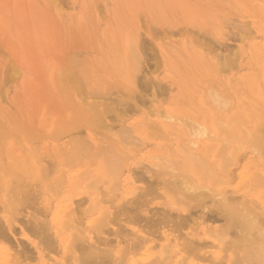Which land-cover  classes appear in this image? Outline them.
Segmentation results:
<instances>
[{
  "label": "rangeland",
  "instance_id": "1",
  "mask_svg": "<svg viewBox=\"0 0 264 264\" xmlns=\"http://www.w3.org/2000/svg\"><path fill=\"white\" fill-rule=\"evenodd\" d=\"M55 1H54V3H51L52 0H0V79H2L0 81L1 82L0 86H2V88H3V89L0 88V90H1L0 91L1 92L0 93V119L2 120V118L4 117L2 122L0 120V167L1 166L3 167V169H1V168L0 169L3 171L6 170L5 175H4V172L0 170L1 171L0 172V175H1L0 180H3V183H2V181H0V190H1L0 191V206L2 204V206L0 207V211L2 212L4 210L3 213L0 212V222L6 223V224L0 223V235H2V236H0V264H18V263L24 264V262L20 259L22 256L24 257V258H22L23 260L25 258H27L26 256H29L28 259L30 258V256L32 257V259L30 258L31 260L29 259L31 263H29L28 259L27 260L25 259L24 260L25 264H78V262H80L81 259H78L79 261L76 260L77 258H80V256L78 257L77 253L80 251L78 254L81 255V253H82L81 250L83 249V246L85 248L87 245H89L88 243H85V240H83L84 242H82L81 240L83 238H81V237H84L85 239L88 238L89 240H87V242H89L90 245H91V242L94 243L99 239L100 241H98L94 244H95V246L99 245L97 247H101L100 249L102 251H104L102 248L105 247V246H103L104 243L102 244V242H105L108 244V245L106 244V247H109V248L111 247L112 250L114 249L113 251H111L113 253H111L109 251L111 253V255L113 254L112 258H114V259L111 260L112 259L111 256H109L110 258H106L107 260L109 259L108 260L109 263L107 262V260L103 259L102 257L100 258L103 260L104 263L106 261L105 264H130V263L131 264H140V263L141 264H150V263L151 264H153V263L154 264H157V263L160 264V262L165 257V255L168 257H165L164 258L165 260H163L164 262L162 261L161 264H178L179 262H180L179 264H182L183 263V257H186L185 260L187 259L186 261H184L183 264H208V262L210 264H215V262L217 264H219L220 262H221L220 264H222L223 262H225L224 264H233V263L235 264V255H234L235 252H234V250H232V248L228 244L236 236H235L233 231L230 232L229 236L230 237L232 236L231 238L230 237L228 238L225 236V238H227L228 242L226 241V239H224V237H221V235L223 234V231L225 230V227H226L225 224L226 223H225L224 219L222 218L223 217L222 212L219 210L218 203L216 202V200L209 198V197H205L206 199H204V201H205V202H203L204 204H202V202L199 204V203L193 202V201H191L190 203L188 202V204H185V203H182V201L181 202L178 201L176 199V197L174 198V195L172 194V192L169 191L170 188L165 187L166 185L164 186V182L166 179H168L166 181H170V178H168V175H166L167 173H163V172L161 173L160 172V174L157 175L158 174L157 172L160 171V169L158 170L159 167L157 165H162V163H161L162 161H160V159H159L160 157L158 159H155L154 157H151V156L159 155V156H161V158H163V156L165 158V157L169 156V154L170 155L171 154L177 155L180 152L179 146L181 145V143L184 140H186V138L187 139L189 138L190 130L188 131L189 126L187 127V125L190 124L189 123L190 121H191V123L199 122V123H205L207 125H213L216 122L227 123V125H229V124L232 125L234 127L233 129L237 130V128H239L238 130L240 132L237 130L238 132H236V133H238L239 135H242V136H243L244 132L246 133L247 136L248 135L251 136V134H253V132L256 130L264 132V130L262 129L263 128L262 126H264V121H263L264 120V56H263L264 55V48H262V47H264V0H179V2L177 0H175L176 2L174 0H165V2H164V0H160V1H158V0H94V1L93 0H68V1L67 0H62V1L57 0L58 2L57 1L55 2ZM63 1H64V3H62ZM152 2H154V3H152ZM55 3H57L58 7ZM184 3H187V4H184ZM148 4H150L151 6ZM59 5H62V6H59ZM185 5H187V6H185ZM67 6H69V9ZM154 6L156 9L158 8L156 11L157 12L160 11L159 13H156L155 9H153ZM127 7H128V9H127ZM168 7H169V9H168ZM187 7H189L190 9H188ZM191 8H192V10L195 9L194 10L195 12L190 11ZM246 8H247V10H246ZM161 9L164 12L161 11ZM185 10L187 12H184ZM201 10L203 12H201ZM198 11L200 12L199 15L198 14L195 15V13H198ZM215 11H219L220 14L219 13L217 14V12H216V14L219 15L220 19L223 17L220 22L216 21L217 16L215 17L213 14V13H215ZM148 12H151V15ZM189 12H192V14ZM208 12L210 15H207ZM249 12H251L253 14H251ZM186 13H188V14H186ZM100 14L105 15V16H101ZM152 14H153V16H152ZM134 15H135V17H134ZM151 16L153 19L151 18ZM204 16L206 19L204 18ZM146 17H147V19H146ZM157 17H160V18H157ZM165 17H167V18H165ZM195 17H198V18L200 17V18L199 19L197 18L195 20ZM138 18H140L141 20ZM173 18H175V19H173ZM201 18H203L205 21H203V19H201ZM219 18H218V20H219ZM227 18H229L231 20H229ZM232 18H234V19H232ZM115 19H117V20L115 21ZM185 19H186V22H185ZM151 20H153V21L156 20L157 22H151L150 23ZM163 20H164V22H162ZM213 20L215 22H212ZM223 20L225 21L226 24L222 23V22H224ZM140 21H143L144 23L140 22ZM191 21H192V23H193V21L196 23V26H197L196 29L197 30H195V25L193 26V24H195V23L192 24ZM146 22H147V24L150 23V26L145 25ZM211 22L213 25L211 24ZM229 22H231V24ZM120 23H121L122 27L120 26ZM123 23L125 25H123ZM154 23H155V25H154ZM158 23H159V25H158ZM190 24L193 26V28H191L189 26ZM206 24H207V26H206ZM221 24H223L224 26H222ZM227 24H228V28H226ZM200 25H202V26H200ZM238 25L241 28L243 26H244V28H246L248 26L249 28H247V29L248 30L251 29L252 31H250V30L248 31L246 29L248 31V33L246 35H248V36H244L245 35L244 32L246 33L247 31L243 32L244 28L241 29ZM129 26H131V27H129ZM140 26H141V28H140ZM159 26H162V29L165 28L166 26L167 27L169 26V29L166 27V29H163V30H167V32L163 31L162 29L159 31V29L161 28V27L159 28ZM231 26L233 28H231ZM236 26H238V28ZM144 27H145V29H144ZM180 27H182V28H180ZM229 27L231 29H229ZM170 28L174 29V31L175 32L177 31V32L175 33ZM188 28L190 30H188ZM180 29L183 30L182 33L185 32L186 34L184 33L182 35V33L180 32ZM198 29L201 30L200 33L197 32ZM236 29H238V30H236ZM140 30H142V31H140ZM170 30H171V33L168 34V32H170ZM178 30H179L181 36H179L180 34L178 35ZM186 30H188V31H186ZM240 30H241V32H240ZM191 31H193V32H191ZM236 31H237V33H236ZM137 32L139 34H141V37H138L139 34ZM162 32H164V34H165L164 36H162L163 35ZM221 32H222V34H220ZM228 32L231 33V35H229V39L227 36L230 33H228ZM112 33L114 34L113 36H112ZM172 33H173V35H176V36H173ZM193 33H194V35H193ZM205 33H206V38H204ZM226 33H228L227 36H226ZM234 33L239 35L241 38H239V36H237L236 34L235 35L237 37L234 36L233 35ZM250 33H252V34L249 35ZM130 34H131V36H129ZM142 34L144 36H142ZM156 35H157V37H156ZM197 36H198V40H200V41L197 40V38H196ZM230 36L233 37L232 40L234 41V43L231 40ZM121 37H122V39H121ZM136 37H138L137 38L138 40H140L142 38L141 39L142 42L136 41L137 40ZM146 37L149 40L148 44H147V38ZM128 38H129V40L130 39L131 40L129 41ZM207 38H208L209 42L207 41ZM236 38H237V40H236ZM242 39H243V41H242ZM143 40L146 41L145 44H143V42H144ZM202 40H204V41H202ZM210 40H211V42H210ZM235 40L237 43L235 42ZM106 41H107V43H106ZM111 41L113 42V44ZM127 41L129 42V45H127ZM131 41L134 44V46L136 44L137 45L135 47L132 46L133 48L130 47L131 49H129V46H131V44H132ZM215 41L217 44L214 43ZM218 41L221 42V44ZM139 42L141 43V46L145 47L147 45L146 47H148V48L145 47V49L142 50V48H144V47L141 48ZM202 42H204V45H205V43H206V45H208L210 43L211 45L210 44H209L210 46L208 45L210 47V48L208 47V49H210V50H208L206 48L207 47L206 45H205V47L202 46L203 45ZM138 43H139V45H138ZM223 43H225V45H222ZM216 45L218 46L219 49L216 48L217 47ZM226 46H229V47H226ZM234 46H235V48H234ZM258 46L259 47L261 46V49ZM136 47H137L139 53L136 50ZM139 47L141 49H139ZM214 47H215V50H214ZM110 48L112 51L110 50ZM133 49L136 50L137 54L139 55V58L142 61V63H140V64H142L145 67V69L143 71H145L147 73L146 76H148V78L153 77V79H151L150 81L145 78V76H144L145 72H139L140 70L138 71V69L130 68L133 63H136V62H133L132 64H130L131 60H133L135 57L133 59H131V57H132L131 55L133 54V52L131 51L132 53H130V51H128V50H133ZM222 49H223V51H222ZM227 49H230V51H228ZM216 50H217V52H218V50H219V52L221 51L220 54H221L222 58L216 52ZM238 50H241V51H238ZM144 51L146 52V54ZM209 51H212V52L210 53ZM154 52H155V54H154ZM156 52L158 53V55L156 54ZM229 52L230 53L232 52V53L230 54ZM237 52L239 55L235 54ZM70 53L72 56L70 55ZM129 53H130L131 57L129 55H127ZM260 53L263 55H261ZM224 54H225L226 58H224V56H223ZM226 54H228V55H226ZM69 55L71 57H69ZM232 55H234V56H232ZM54 56H56V57H54ZM65 56H67L68 59ZM126 56H129L130 58L127 57V59H126ZM238 56H240V57H238ZM57 57H58V59H57ZM73 57H74V59H72ZM75 57H77V58H75ZM80 57H84L85 60H83V58H80ZM237 57H238V61H237V59H235ZM258 57L261 58L260 61H259ZM156 58H157V60H156ZM4 59H6V60H4ZM76 59H78V60H76ZM129 59H130V61H129ZM217 59H220V60H217ZM233 59L236 60L237 63L234 62ZM69 60H70V62H69ZM71 60H72V63H71ZM137 60H138V58H137ZM232 60H233V62H232ZM149 61L151 62V65H150ZM153 61H154V63H153ZM127 62H129V63H127ZM147 62H149V63H147ZM220 62H221V64H220ZM59 63H61L60 65L62 67L59 65L61 68L58 66ZM223 63H230V65L223 64ZM64 64H65L64 68H66V70L62 71ZM206 64H208V65H206ZM224 65H228V66L223 67ZM66 66H69V67L71 66L77 72H75L74 70H71L72 69L71 67H70L71 68L70 69L69 67H66ZM82 66L84 68H87L88 69L87 71H89V72H87L86 69L83 72ZM132 66H134V65H132ZM12 67H13V69H12ZM151 67L152 68L154 67V68L152 69ZM181 67L183 69H185L186 72L184 70H182ZM204 67L206 69H208L209 72ZM18 68L20 70H18ZM79 68H81V70ZM220 68H222L223 70L222 69L219 70ZM57 69L59 70L58 72H57ZM146 69H147V71H146ZM65 71L68 72L67 74H69V76H66ZM111 71H112V74H111ZM132 71L134 74L132 73ZM134 71H138L140 74L139 75L137 74L138 76H135L136 72H134ZM152 71H155V72H152ZM61 72H62V74H61ZM151 72H152V74H151ZM56 73H57V75H56ZM70 73H74L73 75H74V77L75 76L76 77L75 78L72 77L73 78L72 79L70 77ZM79 73H80V75H79ZM84 73L87 75V79H88V81H90V84H88L89 82L86 81V79H85L86 77L84 76L85 75ZM88 73L91 74L92 76L89 75ZM130 73H132L131 76H130ZM53 75H56L58 78L61 77L63 79L57 78L55 80L56 76H53ZM65 76L68 77V81H66ZM79 76H81V77H79ZM89 76H91L93 79H91V77H89ZM140 76H142V77H140ZM196 76L198 77V80H197ZM69 77L72 79V82H71V79H69ZM103 77H104V79H102ZM130 77H132L133 79L135 77H138V78H136L137 80L135 79L137 81V82L135 81V83L137 84V85L135 84V86H137V88L139 87L141 89V93L139 91L140 89L139 90L136 89V87L134 86V81ZM143 77H144L145 82L143 80ZM230 78L232 81L229 80ZM74 79H76V80H74ZM130 79H131V82H130ZM138 79H140V80L138 81ZM208 79H209V83H211L212 80L214 81V82L212 81V83H213V84H211L212 87H211V85L209 86ZM57 80H59L57 85H60L59 86L60 91L58 90V86L56 85ZM62 80L65 83H62ZM73 80H74V83H73ZM83 80H85V81H83ZM101 80H102V82H101ZM199 80H203V82H200ZM217 80L219 83L216 82ZM2 81L3 82L5 81V82L3 83ZM132 81H133V86L137 91L136 94L140 93L142 96H140V94L135 95L134 94L135 92H133V94L135 96H133L132 94H130L129 96H126V93L128 90L135 91V90H133V88H131V87H133V86H131ZM230 82H231V84H230ZM9 83H11V86ZM145 83H148V84L152 83V84H149V85L146 84L145 85ZM216 83H217V85L218 84L219 85L217 86ZM251 83H253V84H251ZM5 84H8V85L5 86ZM61 84H63L64 86L66 85V87L61 86ZM72 84H74L75 86L74 85L72 86ZM111 84H113L112 88L114 87V89H112V90H111ZM82 85H84V86L82 87ZM88 85H91V87ZM107 85L110 87L109 92L107 89L109 87ZM155 85L159 86L161 89L159 87H158L159 89L156 88ZM220 85H222V87ZM115 86H118V88L123 89L124 91L123 90L120 91V89H118V88L116 89ZM128 86H130V88ZM144 86L145 87L149 86V87H148V89H146L147 87L145 88ZM151 86H153V87H151ZM206 86H207V89H206ZM216 86L219 87L218 90H220V91L217 90ZM223 86L226 88H229L230 90L224 88ZM61 87H63L65 90L61 89ZM36 88L38 91L36 90ZM211 88H215L218 92H221L223 90L224 95L226 94L225 96L229 97V98L227 97L230 100L229 107H227L228 110H226L227 108L223 109L225 111L224 112L222 109H219L220 110V113H219V110L212 105V103L210 102V100L208 98V92H209V89H211ZM223 88L226 89L227 91H229L228 95L226 93L227 91H225ZM106 89H107V91H106ZM155 89H157V90H155ZM89 90H90V92H89ZM115 90H118V91H115ZM159 90L160 91L165 90V91L163 93V92H160ZM75 91H77L78 94L80 93V95H78ZM96 91H98L99 94L98 93L95 94ZM132 91H129V92L132 93ZM155 91H156V93H155ZM38 92L40 93L39 94L40 96H37ZM60 92H61V94H60ZM85 92H87L88 94H86ZM116 92L117 93L121 92V94L122 95L124 94V95L122 96L119 93H118L119 94L118 95ZM129 92L127 93V95L129 94ZM161 93L164 95H161ZM57 94L59 96L60 95L62 96V94L65 96V94H66L67 97H65V98L63 96L59 97ZM89 94H91L93 98L91 96H89ZM102 94H104V95L102 96ZM83 96H86V97H83ZM88 96H89V98H88ZM97 96H98V98H97ZM124 96H126L127 99H125ZM157 96H159V97L157 98ZM40 97L42 100L40 99ZM74 97H76V98L73 99ZM99 97H101V98L99 99ZM152 97H154V98H152ZM61 98H64V99L70 98L71 100L73 99L76 102V104L78 103L81 105V107H79L77 105L78 109L79 108H81V110L85 109V113H77L78 109L72 100L69 102L70 103L73 102L74 105L73 104H71V105L74 106V108L76 107L75 108L76 111L74 110L75 111V113H74L73 111L68 109L69 107H66V106H71V105L68 104L65 106L63 103L66 100H64V99L62 100ZM94 98H96V100ZM128 98H129V100H128ZM132 98H133V100H132ZM68 100L69 99H67V101ZM120 100H122V101H120ZM124 100H125V102H124ZM134 100L136 102L137 101L140 102L141 103V104H139L140 106L138 105V103H136L138 106L137 107L134 103L135 102ZM146 100L148 102H146ZM204 100L207 103H205ZM67 101H66V103H67ZM90 101L95 102V103H97V102L99 103V101H100V103L103 102V103H101L102 105L99 104V106H96V107H99L100 111L103 109V112H105L104 113L105 115L103 118H105V116L107 118L103 119L104 122H102L101 125L104 124L105 121L107 120L106 124L102 125L101 127L99 124L98 125L99 127L98 126L93 127L94 129H92V126H91V128H86L88 126L87 123H85L87 126L85 124H81V125L86 126V127L84 126V128H83V126L78 127V125L75 124V127L77 126L76 128H79V129H74L76 132L74 130L71 131L73 129L72 128L73 124H72V125H70V126H72L71 127L72 129L70 131L72 133L74 132V133H76V134L78 133V134L75 135L74 133L72 134L70 132L69 135L72 134V136H73L72 138H74V137L76 138V139H73L74 142L76 140L75 143H79L81 140L85 141V139H86L88 143L90 142L94 145V146H91V148H94V147L96 148V145L99 144V141H100V140L99 141L97 140L98 141V143H97V141H96V139H94V137L100 139V137L104 136L106 133L107 134L105 136L106 138H112V139L114 138L113 139L114 141H112V142H114L113 143L114 146L111 145V142H110V146L111 147L113 146L116 149L120 148L121 150L120 149L119 150L117 149V150L119 151V153H121V155L123 157L125 154H127V155H125L126 162L124 161L125 164H122L125 168H122L123 170L120 173L121 174L119 176L120 178L116 179V181L113 180V177L109 178L105 175V165L104 164L106 162L103 159L104 155L101 153L98 154V152H96L97 156H95L96 155L95 149L91 150L92 152H90L92 157L91 156L89 157L87 154H85L86 152L84 153L83 152L84 150H82V152H83V155L81 153V156L83 157V159L81 157L82 161H80V159H78L77 156L74 157V155L75 154L77 155V153H75L73 151V149H72L73 155H70L71 147L73 145L75 146V143H73V141L70 142V140L72 138L70 140H68L69 136L67 137L68 134L66 133L67 132L66 130H65V132H64V130H63V132H60V130H58L60 133H58V131H56V134H54V137H53L56 139L50 140L51 135L53 136V133H51V131L53 132L55 130L54 127H56V129H60V127L63 128L60 125L63 122L60 123V120L58 121V118H60L61 115L65 113L66 110H64V109H68V111H66L67 113H65L68 116L64 117V119L60 118L61 121L68 120L69 115L71 118H74V117H76L75 114H77V117H84V118H85V116L88 115V119L87 118L86 119L89 121L90 113L87 114L88 112H86V111L92 110V107L94 104V103H91L92 104L91 105L92 107H91L90 103H89V106H88L87 104ZM150 101H151V104H150ZM114 102H116V104ZM120 102H122V103H120ZM145 102L147 103L146 105L144 104ZM118 103H120V104H118ZM49 104H50V106H49ZM52 104L54 105V107L55 106L57 107V108L55 107L56 108L55 110H54V107H52L53 106ZM103 104L105 105L104 106L105 109L103 107ZM124 104L126 107L124 106ZM149 104L152 106V108ZM94 105H96V104H94ZM109 106H110V108H109ZM129 106H131V107H129ZM82 107H84V108L82 109ZM90 107H91V109H90ZM62 108H64V109H62ZM136 108H141V109H138L139 110L138 111ZM46 109H47V111H46ZM110 109L112 110V112L110 111ZM119 109H121V110H119ZM156 109H158L160 113L158 112V110L155 111ZM248 109H250L251 112ZM58 110H62V111L64 110V112H62V114L60 115L59 113H61V111H58ZM113 110H114V112H113ZM125 110H126V112H125ZM221 110H222V113H221ZM8 111H11V112L8 113ZM54 111H57L55 113L59 112L57 119H56L57 115L54 113ZM115 111L117 112V115H116ZM200 111H202V112H200ZM32 112H34V113L32 114ZM70 112H73V113H70ZM127 112L128 113L130 112L129 113L130 115ZM153 112H155L156 114H154ZM110 113L111 114L113 113V114L111 115ZM158 113L161 116L157 115ZM166 113L168 115H171V116L174 115L175 116V118L173 116L174 120H169V119L167 120L166 119V115H167ZM241 113H242V115H241ZM251 113H254V114L252 115ZM262 113H263V116L261 115ZM11 114H12V116H11ZM125 114L128 117L125 116ZM221 114H222V116H221ZM248 114L250 117L253 116V118L251 119L250 117H248ZM64 115H62V117ZM205 115L206 116L208 115L207 118ZM234 115L235 116L238 115V116L235 117ZM5 116H7V117H5ZM121 116L123 118H120ZM178 116H181V117L183 116V119L181 120V118ZM77 117H76V119H78ZM177 117L179 119L175 120ZM185 117L187 119L189 118L190 120L186 119L187 120L186 121ZM116 118L118 119V121ZM115 119L117 122L115 121ZM4 120H7V124L9 123V121H11L14 124V126L12 124L7 125L5 123L6 121H4ZM46 120H49V121H46ZM205 120H206V122H205ZM222 120L223 121L225 120V121L223 122ZM228 120H229V123H228ZM23 121L25 124L23 123ZM57 121H58V124L55 123ZM183 121L185 123V126H184V124L183 125L180 124ZM48 122L50 123V126H49ZM118 122H119V124H118ZM186 122L188 124H186ZM260 122H261V124H260ZM46 123H47V125H46ZM68 123H70V122H68ZM76 123H78V122H76ZM33 124H35L37 129L35 128V126H33ZM22 125L24 127H26V129H25V130H27L26 132L23 130L24 127H22ZM90 125H92L91 122H90ZM154 125H156V126H154ZM230 125L227 127L231 128L232 126H230ZM12 126H13V128H12ZM15 126H17V129L20 126L21 127L19 129H21V128H23V129H21V130L18 129L19 130V131L17 130V133L19 132L18 134H16V133L12 134V131H14L13 129ZM93 126H96V124H94ZM109 126H111V129L113 128L112 132H110ZM41 127L44 128V129L42 128V130H44V131L40 130ZM121 127H122V129L120 130ZM227 127H224V129H226ZM235 127H237V128H235ZM10 128H12V131L9 130ZM108 128H109V131H108ZM118 128L123 134H121V133H120L121 135L118 134L120 132L119 130H117ZM131 128H133V130ZM230 128H227V129H230ZM30 129L33 130V132H30ZM35 129L40 132V133L38 132V134H41L44 132L43 134L45 135V137H42V136L41 137L45 138V139H41L40 135L39 136L34 135L33 134L34 132H35V134H37V131ZM88 129H92L93 131L88 130ZM105 129H106V131H104ZM4 130H7L6 133ZM22 130H23V132H21ZM94 130H95V132L99 130L98 131L99 133L96 132L95 136H94ZM100 130H102L101 133H100ZM122 130L125 132H123ZM156 130H158L160 132L157 133ZM236 130H234V131H236ZM1 131H2V133H1ZM126 131L128 132V135L126 136L127 137L126 140L132 139V141H134V142H131V140H130V143H133V144L136 142L132 146L134 149L132 147H130V145H132V144H129V141H126L123 138L127 133ZM14 132H16V129ZM49 132L51 134H49ZM102 132L104 133V135L102 134ZM130 132H133V133H130ZM46 133H48V136L50 135L48 138L46 137L47 136ZM80 133H83L84 135L80 134ZM111 133H112V136H111ZM221 133L222 132H220L219 137H222ZM100 134H102V136ZM116 134H118L120 136V139L123 138V139H121V143H120L118 135H117L118 139L116 138V136H115ZM171 134H173V135H171ZM81 135H82V137H81ZM86 135H87V137H86ZM161 135H163V137H161ZM28 136L29 137L33 136V139L30 138L31 140H34L32 142L33 144L32 143L30 144L31 140L29 141V138H27ZM108 136H110V137H108ZM128 136H129V138H128ZM34 137H38V139L37 138L34 139ZM105 137H102V138H105ZM130 137H132V138H130ZM39 138L41 139V141L42 140L43 141L40 142ZM59 138H60V140H59ZM57 139H58V141H57ZM133 139H135V140H133ZM136 139L138 141L142 140V141H139L140 145L137 143L138 141ZM206 139H204L202 142H200L199 145L196 147V154L199 155V157L202 158L203 160L206 159L207 162L215 163V164H218V162H219V165H220V163H222V161H218V158H219L218 155L219 154H217V153H218L219 147L221 148L222 144H223L222 141L220 143L221 139L217 140V136H215V138H213L215 140H213L211 138L212 141H210L211 139H209V140L208 139L206 140ZM67 140H68V142H70L72 144V146H70L71 144H69V143L65 144V142ZM36 141H38L39 144ZM83 141H81V142L83 143ZM101 141H102V143L106 142L107 144L106 143L105 144L103 143V144L105 146H107L109 144L108 142L110 140H108V142H107V140L105 141V139H102ZM179 141H180V144H179ZM56 142H58L57 144H60V147L63 149L62 151L59 150V152H60L59 155L57 154V152H58L57 146H59V145H57ZM81 142H80V144H81ZM126 142H128V144ZM86 143H85V145H86ZM102 143H100L99 146H97V147H100L102 145ZM35 145H37V146H35ZM104 145H102L103 148L105 147ZM138 145H139V147H138ZM55 146H56V148L54 149ZM165 146H167V147H165ZM208 146H209V148H208ZM246 146H248V145H244L241 148V151L239 152L240 159H238V162H237L238 164L237 165L235 164V166L233 165L234 167L232 166V169L229 168V166H228L229 170H228V168L227 169L224 168V171L225 170H226V172L229 171L228 173H225L223 171L221 172V175L223 176V177L221 176L222 181L225 183V185L223 184V185H221V187H219L220 186L219 185L218 187H215L214 190L216 193V191L218 192V191H220L221 188H223L221 190H225L223 192H225V193L227 192L226 196L228 198H231V199L234 196L243 197L242 199L241 198L238 199L239 197L238 198L234 197L233 199H238L241 201H244V200L247 201L248 202L247 205L250 206L251 208H253V210H255L256 213L258 214V216L260 217V215L264 216V183H262V181L264 180V176H263L264 175V158H262V157H264V152L256 153L255 151L253 152V150H251L252 149L251 146H250V149H249V147H246ZM87 147L88 146H86V148ZM245 147H246V149H245ZM108 148H110V147H108ZM206 148H208V150H206ZM75 149H76V147H75ZM89 150L90 149H88V152H89ZM205 152H207V153H205ZM55 153H56V155H58V158L60 157L59 159L56 157ZM63 153H66L67 155H70L71 157L73 156L74 158L77 159L76 162L79 160L78 161L79 163H77L76 165L70 164L71 162H70V160L67 161L68 156L66 155V157H67L66 162L67 163L70 162L69 163L70 165L65 163V165L67 164L66 166H68L69 168L68 167L64 168L63 166H64V162H65L64 159L65 158L63 156L65 154H63ZM90 153H89V155H90ZM215 153L217 154V157H216ZM230 153L226 152L225 154L229 155ZM261 153H262V155H261ZM200 154H202V156H200ZM84 155L85 156L87 155L88 157L87 156L84 157ZM78 156H80V155L78 154ZM204 157H207V158H204ZM61 158L63 159V161H61L62 160ZM86 158H88V159L86 160ZM13 160H14V163H13ZM43 160H45V161H43ZM138 161L141 162L142 164L139 163ZM19 162H20V164H19ZM61 163H62V165H61ZM43 165H44V167H43ZM138 165H139V167H138ZM155 165H156V167H155ZM55 166H57V167H55ZM59 166H61V167H59ZM53 167H55V168L53 169ZM27 168H29L31 170L29 172L30 174L28 173L29 169H27ZM12 169L15 171L13 172ZM161 169H162V166H161ZM52 170L55 172H53ZM86 170L89 171V174H88V171L86 172ZM134 170H136V171H134ZM149 170H152V171L154 170V171L152 173V171H149ZM59 172H61V173H59ZM134 172H135V174H134ZM253 172H255V173L258 172L259 174L254 173V175H253ZM13 174H15V175H13ZM26 174H28V175H26ZM257 174H258V176L261 175L263 177L259 176V177H257L258 178V180H257V179H255L256 178L255 175H257ZM46 175H48L49 177ZM78 176H79V178H78ZM134 176H135L136 180L138 179L139 181L136 182V180L134 179ZM14 177L16 179H14ZM59 177H61V179H62V181H61L62 185H61V183L57 184L58 181H56V183H55L56 178L58 180ZM106 177H107V179H106ZM259 178L260 179L262 178V179L260 180ZM61 179L59 178V180H61ZM96 179L97 180L99 179L100 180L99 182L102 181L100 186L98 184L99 182L97 183ZM31 180H32V182H31ZM78 180L80 182H78ZM92 180H94L93 181L94 183L95 182L97 183V188H96V184H94V187L92 186L93 188L87 186L88 184L93 185V183H89V182H92ZM224 180H226L227 182ZM256 180L259 183L256 182ZM4 181H5V184H4ZM51 181H53V183ZM113 181H114V184H116V182L120 181L119 182L120 184L118 183V184L114 185L112 183ZM140 181H143V182H140ZM14 182H15L16 186H14ZM162 182H163V184H162ZM221 182H220V184H221ZM28 183H31L33 187L31 186V184H28ZM2 184L4 185V187ZM52 184H53V186H52ZM56 184L57 185L60 184L61 187L57 186V189H55ZM77 184H79V185H77ZM112 184L114 185V187ZM145 184H147V185H145ZM254 185H255V187H254ZM58 187H59V189L60 188L61 189L59 190ZM109 187L111 189H109ZM137 187H139L141 190L137 189L135 191V189ZM164 187H165V189H164ZM225 187L228 189H226ZM251 187H252V189H251ZM11 188L13 191L11 190ZM14 188L17 189V191H14L15 190ZM35 188H36V190H35ZM94 188H95V190H94ZM148 188L149 189L152 188V189H150L152 191H154V189H156L155 191H157V192L156 193L152 192ZM30 190L33 192V194ZM37 190H39V191H37ZM106 190L108 193L106 192ZM143 190H144V192H143ZM134 191H135V193H133ZM14 192H17L18 194L16 193L17 195H14L13 194ZM34 192H36V193H34ZM145 192H146V194L148 193L146 196H144ZM150 193H152V194H150ZM157 193H159L158 196H157ZM7 194L9 195V197H11V198H9L10 202L6 201V200H8V198L6 199V197L8 196ZM57 195H58V197H57ZM16 196H18L19 199ZM111 196H112V198H110ZM140 196H142V197H140ZM14 197H16V198H14ZM101 197H103V199H100ZM113 197L115 198L114 200H113ZM137 197H138V199H137ZM158 197L159 198L161 197V198L159 199ZM123 198H124V200H123ZM12 199L14 200V202L11 201ZM136 199H137L138 203L135 202ZM139 199L144 200L145 203H144V201H142L143 204L138 205L139 203L140 204L142 203V202H140ZM15 200L17 202L19 201L20 203L17 204ZM77 200H78V202H77ZM115 200H116V202H115ZM128 200H130V201L128 202ZM3 201H5V204L7 205L8 208H6ZM7 202L11 203L10 204L11 208L16 207V210L21 211V212L17 211L19 214L16 212L18 216H16L15 213L12 214L13 217L10 216L11 214L8 215V212H6V211H8V210L10 211L11 208L9 207ZM96 203H98L97 204L98 206L96 205ZM119 203H121V204H119ZM47 204H48V206L45 207ZM49 204L51 206L55 205L54 207L52 206L53 209L50 208L51 206L49 207ZM89 204H91L92 206ZM116 204H118L119 206H117ZM129 204H130V206H129ZM82 205L84 206V208H82L83 207ZM124 206H126V208L128 210L125 208L126 211H124V209L117 211V209L119 210L120 207H124ZM40 207H41V209H45L46 211L50 210L47 213H44V210H42L44 215H45L44 217H46V219H47L46 222L44 221L45 218L43 217V213H42ZM95 207L98 210H95ZM129 207L132 208L133 210L132 209L129 210ZM1 208H2V210H1ZM166 208H168V209H166ZM75 209H77L78 211H76ZM135 209H138V210H135ZM74 210H75V212H74ZM88 210H90V211L86 212ZM134 210L136 212L139 211V213L136 214L137 216L135 215L136 212ZM79 211H81L80 214H79ZM128 211H129V213H128ZM13 212H11V213H13ZM55 212H57V213L55 214ZM103 212H104V214H103ZM201 212H202V214H200ZM258 212L260 213V215ZM32 213H33V215H32ZM174 213H176V215ZM261 213H263V214H261ZM39 214H41V215H39ZM71 214H73V215H71ZM82 214H83V216L85 215L84 220H82L83 219ZM105 214H106V217L108 218V216H109V218L111 220H109V218H108L104 221V218L102 219V217H105L104 216ZM151 214H153L154 216ZM162 214L163 215L165 214V217H163ZM180 214L182 215V218H181ZM185 214L188 216H186ZM190 214H192V215H190ZM139 215L141 216V218L139 217ZM4 216L7 217V219ZM9 216H10V218H9ZM133 216H134V218H133ZM155 216H156V218H155ZM42 217L44 219H42ZM68 217H69L70 221H68V219H67ZM126 217H129V219ZM8 218L11 219L10 221H13V219H18V218L19 219H18V221L15 220L14 222H12V225H10L11 223L8 224L7 222H5L6 220L9 221ZM34 218L38 219V220H36V219L34 220L35 222L37 221V223H35V224L33 222ZM72 218H73V222H72ZM75 218L76 219L78 218L79 220L78 219L76 220ZM150 218H151L152 222L150 221ZM154 218L157 220H154ZM180 218H181V221L184 220L185 222L184 221L180 222L179 221ZM260 218H261L260 222L261 223L264 222L262 217H260ZM132 219L134 222H132ZM141 219H143V220H141ZM162 219H164V220H162ZM1 220H3V222ZM40 220H43V222H40ZM54 220H56V221H54ZM74 220L77 222L79 221L80 223L83 222V224H79V223L75 222ZM100 220H103L104 224H106L105 222H107L109 227L108 226L103 227V225H102L103 223L101 224ZM114 220L117 223H115ZM176 220H177V222L179 221V223H181V224H179L180 226L176 225V224H178L176 222ZM21 221L24 223V225H22L23 223H21ZM65 221L67 224L65 223ZM148 221H150V222H148ZM154 221H158V222L154 223ZM172 221H174V222L172 223ZM111 222H113L112 223L113 225L111 224ZM139 222L141 224H138ZM145 222L147 225L145 224ZM186 222H187V224H186ZM193 222L194 223L197 222V223L193 224ZM13 223H14V225H13ZM38 223L39 224L42 223L44 225H42V226L40 225L41 227H39ZM46 223H47V225H46ZM49 223H50V225H49ZM99 223L101 224V227H103L101 229L102 231H100V228L98 226V225H100ZM30 224H32L34 226V228ZM37 224H38V226H35ZM64 224H66V225H64ZM71 224H73V227L77 226L79 228H77V230H76V228L73 229V227H71ZM77 224H79V226ZM173 224H174V226H178L174 230H173V228H174ZM184 224H186V226ZM6 225H8V226H6ZM80 225L86 227V229L84 228L86 231L81 230L82 232H79L80 231L79 229L82 228ZM92 225H94L93 228H94V231L96 234L94 233L93 228H91ZM140 225H142V226H140ZM154 225H156V226H154ZM171 225H172V227H171ZM181 225H183V226L181 227ZM187 225H188V227H187ZM196 225H197V227H196ZM47 226H49L50 229H47L48 228ZM97 226H98L99 231L96 230L97 228L95 229V227H97ZM184 226L187 227L188 229H186ZM8 227H10L11 229H9ZM36 227H39L42 229L38 228L39 230H37ZM117 227H119V228H117ZM30 228H32V229H30ZM43 228L46 231L45 235L46 236L48 235V237H45V235L43 234L44 233ZM90 228L92 229L93 233H92V231H90L91 230ZM110 228H112V231H113L112 234H111L112 231ZM180 228L182 231L180 230ZM222 228H224V229L222 230ZM33 229H34V231H33ZM70 229H72V230H70ZM122 229H123L122 232H124V234L123 233L121 234V232L119 233L117 231V230L121 231ZM124 229H126V230H124ZM36 230H37V232L42 230L41 233L45 237L44 240H43V238L40 237V236H42V234L39 233V234H41L39 236L38 233L36 232ZM107 230H109V231H107ZM143 230L145 232H143ZM89 231H90V233H89ZM158 231L161 234H159ZM49 232L53 234V235H51V237H49L50 236ZM55 232L57 233L58 238L56 236H54ZM74 232L77 234L76 236L74 234V236L77 238L72 236ZM83 232H84V234H81ZM97 232L99 233V235H97L98 234ZM101 232H103V233H101ZM132 232H133V234H132ZM32 233H33V235H32ZM78 233H80V234H78ZM14 234L16 236L18 235V237L14 236ZM115 234H116V236H115ZM180 234H182L183 236L182 235L179 236ZM212 234H213V236H212ZM6 235H7V237L3 239V237H5ZM37 235L39 236V238L37 237ZM78 235H79V237L82 235L80 237L81 240L78 238ZM93 235H97L98 238H97V236L94 237ZM160 235L164 238V240L162 237H160ZM167 235H168V237H165ZM176 235H177V237H176ZM35 236H36V238H35ZM52 236H54V238H56V239H54ZM52 238L54 240H58V241H56V243H55V241H53ZM167 238H169L170 240H173V241L170 242V241L166 240ZM37 239H38V242H37ZM39 239H42L44 241L43 242L41 240V242H43V244L46 243L45 240H47V239H49V241L52 240L50 242L55 243V244L53 243L55 248L54 247L51 248V250L49 252L50 254L47 253L49 251V249H48L49 248L48 244H50L49 241L47 242L48 244L44 245L45 246L44 249L48 246L46 248L48 250L45 249V251H44L43 246H37L38 244L41 243ZM72 239H73V241L74 240L76 241V239H77V241L73 242ZM119 239L121 241H119ZM174 239H176V240H174ZM11 240H12V243H11ZM110 240L112 242L113 241L114 242L112 243ZM140 240H141V243H140ZM190 240H192V241H190ZM16 241H19L18 242L19 246L16 247V249L17 250L20 249L19 250L20 255H19V251L17 254L19 255L18 257H20V256L21 257L18 259L17 255H16L15 256L16 259L10 260L7 252L12 253L13 252L12 250H14V249L9 248V245L14 244V243L16 244ZM133 241L138 242L139 243L138 246H137V244L133 245L134 244ZM72 242L74 243V245H72ZM79 242H81V244ZM127 242H129V245ZM178 242L181 244V245L179 244L180 246L178 245ZM193 242H196L197 245L198 244L200 245V246L198 245V247H200V249H197V250H199L198 251L199 253L197 252V250H195L196 251V252L194 251L195 255L197 256L199 254L198 255L199 257H204V255H205V257L209 258L208 261H205V260H207V259H205V257L202 258V260L199 257H196L195 255H194V257H192L193 254H191V253L193 251L189 250L191 253L189 252L188 253L189 255L187 254V252L184 249L186 246L189 249L188 245L194 244V246H196V244ZM207 242H208V244H207ZM212 243L214 245L215 244L216 245L219 244V245L216 247ZM94 244H93V246H94ZM40 245H42V244H40ZM50 245H52V244H50ZM36 246L40 247V249L37 248ZM74 246L77 247V249L75 248L76 250L73 248ZM25 247L27 249V250L25 249L26 251H24ZM70 247H71L70 252L72 254L69 252L70 249H68ZM80 247H82V249ZM89 247H91V246H89ZM106 247H105V249H106ZM181 247H182V249H181ZM187 247H186V249H187ZM223 247H224V249H223ZM53 248H54V250H53ZM109 248H108V250H109ZM227 248H228V250H227ZM16 249H15V252H16ZM38 249L42 254L41 253L37 254ZM167 249L170 251H168ZM204 249H205V251H204ZM225 249H226L227 253H226V251H224ZM58 250L61 252H59ZM66 250L68 252H66ZM172 250H173V252H172ZM105 251H107V250H105ZM124 251H127V252H124ZM183 251L186 252V254ZM45 252H46V255H45ZM55 252H56V254H55ZM208 252H209V254H208ZM28 253L31 255H29ZM121 253L123 254V256ZM124 254L125 255L127 254V255L125 256ZM47 255H48V257H47ZM68 255L69 256L73 255L72 256L73 258L72 257L70 258L72 261L69 260ZM154 255H156L155 257L159 258L161 261L159 262V259L156 260V258H153ZM49 256L51 258H49ZM187 256H188V258H187ZM222 256H224V257H222ZM63 257H66L67 259L63 258ZM221 257L225 261H222L223 259ZM115 258H118V259H115ZM121 258H123L125 260V262L123 261V259L121 261ZM151 258H153V259H151ZM220 258L222 260H220ZM17 259H18V261H17ZM119 259H120L121 263H119ZM9 260H10V262H9ZM64 260H65V262H64ZM82 260H81V262H82ZM179 260H181V261H179ZM34 261H35V263H34ZM156 261H157V263H156ZM210 261L211 262L213 261V262L211 263Z\"/></svg>",
  "mask_w": 264,
  "mask_h": 264
},
{
  "label": "bare ground",
  "instance_id": "2",
  "mask_svg": "<svg viewBox=\"0 0 264 264\" xmlns=\"http://www.w3.org/2000/svg\"><path fill=\"white\" fill-rule=\"evenodd\" d=\"M54 1H55V0H54ZM54 1L52 0L51 3H54ZM56 1H57V0H56ZM56 1H55V2H56ZM60 1H62V0H60ZM67 1H68V0H67ZM67 1H66V2H67ZM93 1H94V0H93ZM158 1H160V0H158ZM174 1H175V0H174ZM177 1L179 2V0H177ZM57 2H58V1H57ZM66 2H65V3H66ZM164 2H165V0H164ZM166 2H167V1H166ZM175 2H176V1H175ZM183 2H184V1H183ZM235 2H236V1H235ZM62 3H64V1H63ZM94 3H95V2H94ZM130 3H131V2H130ZM146 3H147V2H146ZM152 3H154V2H152ZM55 4L57 5V3H55ZM66 4H67V3H66ZM68 4H69V3H68ZM95 4H96V3H95ZM95 4H94V5H95ZM100 4H101V3H100ZM167 4H168V3H167ZM184 4H187V3H184ZM241 4H242V3H241ZM64 5H65V4H64ZM64 5H63V6H64ZM70 5H71V4H70ZM96 5H97V4H96ZM137 5H138V4H137ZM143 5H144V4H143ZM148 5H150V4H148ZM155 5H156V4H155ZM48 6H49V5H48ZM59 6H62V5H59ZM98 6H99V5H98ZM100 6H101V5H100ZM141 6H142V5H141ZM150 6H151V5H150ZM165 6H166V5H165ZM167 6H168V5H167ZM178 6H179V5H178ZM185 6H187V5H185ZM190 6H191V5H190ZM209 6H210V5H209ZM57 7H58V5H57ZM67 7H68V9H69V6H67ZM192 7H193V6H192ZM246 7H247V6H246ZM179 8H180V7H179ZM187 8L190 9L189 7H187ZM198 8H199V7H198ZM255 8H256V7H255ZM255 8H254V9H255ZM62 9H63V8H62ZM65 9H66V8H65ZM65 9H64V10H65ZM127 9H128V7H127ZM140 9H141V8H140ZM146 9H147V8H146ZM153 9H155V11H156L158 8L156 9L155 6H154ZM164 9H165V8H164ZM168 9H169V7H168ZM183 9H184V8H183ZM211 9H212V8H211ZM211 9H210V10H211ZM222 9H223V8H222ZM194 10H195V9L192 10V8H191L190 11L195 12ZM246 10H247V8H246ZM255 10H256V9H255ZM128 11H129V10H128ZM142 11H143V10H142ZM161 11H163V10L161 9ZM159 12H160V11H159ZM159 12L156 11V13H159ZM163 12H164V11H163ZM184 12H187V11L185 10ZM196 12H197V11H196ZM201 12H203V11L201 10ZM206 12H207V11H206ZM211 12H212V11H211ZM216 12H217V14L219 13V11H215V13H213V14H214L215 17L217 16V17L219 18V15H217ZM251 12H252V11H251ZM251 12H249V13H251ZM148 13L151 15V12H148ZM153 13H154V12H153ZM189 13L192 14V12H189ZM199 13H200V12L198 11V13H195V15H196V14L199 15ZM103 14H104V13H103ZM138 14H139V13H138ZM186 14H188V13H186ZM219 14H220V13H219ZM225 14H226V13H225ZM251 14H253V13H251ZM100 15H101V14H100ZM141 15H142V14H141ZM141 15H140V16H141ZM144 15H145V14H144ZM147 15H148V14H147ZM158 15H159V14H158ZM200 15H201V14H200ZM204 15H205V14H204ZM207 15H210L209 12H208ZM226 15H227V14H226ZM101 16H105V15H101ZM152 16H153V14H152ZM152 16H151V18H152ZM159 16H160V15H159ZM255 16H256V15H255ZM134 17H135V15H134ZM137 17H138V16H137ZM163 17H164V16H163ZM193 17H194V16H193ZM208 17H209V16H208ZM217 17H216V19H217L216 21H219V22H220L221 19L223 18V17H222L221 19L219 18V20H218ZM104 18H105V17H104ZM142 18H143V17H142ZM157 18H160V17H157ZM165 18H167V17H165ZM185 18H186V17H185ZM187 18H188V17H187ZM197 18H198V17H195V20H196ZM199 18H200V17H199ZM199 18H198V19H199ZM204 18H205V16H204ZM224 18H225V17H224ZM50 19H51V18H50ZM102 19H103V18H102ZM117 19H118V18H117ZM117 19H115V21H116ZM135 19H136V18H135ZM138 19H140V18H138ZM146 19H147V17H146ZM148 19H149V18H148ZM152 19H153V18H152ZM155 19H156V18H155ZM163 19H164V18H163ZM173 19H175V18H173ZM201 19H203V18H201ZM205 19H206V18H205ZM227 19H229V18H227ZM232 19H234V18H232ZM127 20H128V19H127ZM140 20H141V19H140ZM195 20H194V21H195ZM207 20H208V19H207ZM214 20H215V19H214ZM214 20H213L212 22H215ZM229 20H231V19H229ZM229 20H228V21H229ZM160 21H161V20H160ZM160 21H159V22H160ZM194 21H193V23H195ZM197 21H198V20H197ZM203 21H205V20L203 19ZM223 21H224V20H223ZM226 21H227V20H226ZM128 22H129V21H128ZM140 22H143V21H140ZM151 22H157V21H156V20H155V21L151 20L150 23H151ZM162 22H164V20H163ZM172 22H173V21H172ZM175 22H176V21H175ZM185 22H186V19H185ZM189 22H190V21H189ZM207 22H208V21H207ZM212 22H211V24H212ZM219 22H218V23H219ZM117 23H118V22H117ZM143 23H144V22H143ZM150 23L147 24V22H146L145 25L150 26ZM177 23H178V22H177ZM191 23H192V21H191ZM193 23H192V24H193ZM202 23H203V22H202ZM216 23H217V22H216ZM222 23H225V21L222 22ZM229 23L231 24V22H229ZM246 23H247V22H246ZM162 24H163V23H162ZM166 24H167V23H166ZM219 24H220V23H219ZM225 24H226V23H225ZM241 24H242V23H241ZM123 25H125V24L123 23ZM140 25H141V24H140ZM142 25H143V24H142ZM145 25H144V26H145ZM154 25H155V23H154ZM158 25H159V23H158ZM164 25H165V24H164ZM194 25H195V30H197V29H196V28H197L196 23L193 24V26H194ZM212 25H213V24H212ZM212 25H211V26H212ZM221 25L224 26L223 24H221ZM243 25H244V24H243ZM247 25H248V24H247ZM120 26H121V23H120ZM147 26H146V27H147ZM173 26H174V25H173ZM185 26H186V25H185ZM189 26H190L191 28H193V26H192L191 24H190ZM189 26H188V27H189ZM200 26H202V25H200ZM206 26H207V24H206ZM208 26H209V25H208ZM234 26H235V25H234ZM238 26H239V25H238ZM238 26H236V27L238 28ZM121 27H122V26H121ZM129 27H131V26H129ZM156 27H157V26H156ZM160 27H161V28H160ZM163 27H164V26H163ZM166 27H167V26H166ZM166 27L163 28V29H166ZM239 27H240V26H239ZM123 28H124V27H123ZM140 28H141V26H140ZM150 28H151V27H150ZM154 28H155V27H154ZM159 28H160V29H159V31H160V30L162 29V26H159ZM167 28L169 29V26H168ZM176 28H177V27H176ZM180 28H182V27H180ZM198 28H199V27H198ZM200 28H201V27H200ZM216 28H217V27H216ZM226 28H228V24H227V27H226ZM231 28H233V27L231 26ZM231 28L229 27V29H231ZM240 28H241V27H240ZM242 28H244V26H243ZM242 28H241V29H242ZM247 28H249V27L247 26L246 28H244L245 30L243 29V32H244V31H247V30H248ZM144 29H145V27H144ZM163 29H162V30H163ZM170 29H171V28H170ZM224 29H225V28H224ZM246 29H247V30H246ZM81 30H82V29H81ZM126 30H127V29H126ZM171 30L174 31V29H171ZM171 30H170V32H168V34L171 33ZM188 30H190V29L188 28ZM188 30H186V31H188ZM225 30H226V29H225ZM225 30H224V31H225ZM236 30H238V29H236ZM249 30L252 31L251 29H249ZM249 30H248V31H249ZM140 31H142V30H140ZM145 31H146V30H145ZM156 31H157V30H156ZM159 31H158V32H159ZM163 31L167 32V30H163ZM182 31H183V30L180 29V32H181V33H182ZM200 31H201V30L198 29L197 32L200 33ZM208 31H209V30H208ZM222 31H223V30H222ZM228 31H229V30H228ZM248 31H247L246 33L244 32V34H245L244 36H248V35H246V34L248 33ZM150 32H151V31H150ZM174 32H175V31H174ZM176 32H177V31H176ZM176 32H175V33H176ZM180 32H179V30H178V35L180 34ZM191 32H193V31H191ZM204 32H205V31H204ZM204 32H203V33H204ZM238 32H239V31H238ZM240 32H241V30H240ZM243 32H242V33H243ZM253 32H254V31H253ZM123 33H124V32H123ZM137 33H138V32H137ZM153 33H154V32H153ZM162 33H163L162 36H164V35H165L164 32H162ZM184 33H185V32H183L182 35H183ZM199 33H198V34H199ZM228 33H230V32H228ZM228 33H226V36H227ZM236 33H237V31H236ZM236 33H234L233 35L236 36V35H237ZM138 34H139V33H138ZM148 34H149V33H148ZM185 34H186V33H185ZM188 34H189V33H188ZM208 34H209V33H208ZM208 34H207V35H208ZM220 34H222V32H221ZM235 34H236V35H235ZM251 34H252V33H250L249 35H251ZM107 35H108V34H107ZM113 35H114V34L112 33V36H113ZM126 35H127V34H126ZM153 35H154V34H153ZM157 35H158V34H157ZM157 35H156V37H157ZM172 35H173V33H172ZM190 35H191V34H190ZM193 35H194V33H193ZM193 35H192V36H193ZM195 35H196V34H195ZM204 35H205L204 38H206V33H205ZM224 35H225V34H224ZM229 35H231V33L228 34V36H227L228 39H229ZM240 35H241V34H240ZM129 36H131V34H130ZM142 36H144V35L142 34ZM166 36H167V35H166ZM168 36H169V35H168ZM173 36H176V35H173ZM179 36H181V34H180ZM237 36H239V35H237ZM237 36H236V37H237ZM107 37H108V36H107ZM114 37H115V36H114ZM138 37H141V34H139ZM138 37H136V39H137ZM171 37H172V36H171ZM208 37H209V36H208ZM230 37H231V36H230ZM242 37H243V36H242ZM129 38H130V37H129ZM129 38H128V40H129ZM146 38H147V37H146ZM196 38H197V40H198V36H197ZM209 38H210V37H209ZM239 38H241V37L239 36ZM239 38H238V39H239ZM243 38H244V37H243ZM4 39H5V38H4ZM121 39H122V37H121ZM139 39H140V38H139ZM141 39H142V38H141ZM141 39H140V40L137 39L136 41H141ZM201 39H202V38H201ZM211 39H212V38H211ZM232 39H233V37H231V40H232ZM130 40H131V39H130ZM130 40H129V41H130ZM133 40H134V39H133ZM236 40H237V38H236ZM236 40H235V42H236ZM125 41H126V40H125ZM143 41H144L143 44H145L146 41H145V40H143ZM148 41H149V40H148V38H147V44H148ZM193 41H194V40H193ZM198 41H200V40H198ZM202 41H204V40H202ZM207 41L209 42L208 38H207ZM213 41H214V40H213ZM232 41H233V40H232ZM242 41H243V39H242ZM111 42H112V41H111ZM134 42H135V41H134ZM141 42H142V41H141ZM194 42H195V41H194ZM208 42H207V43H208ZM210 42H211V40H210ZM218 42H219V41H218ZM106 43H107V41H106ZM131 43H132V41H131ZM139 43H140V42H139ZM139 43H138V45H139ZM150 43H151V42H150ZM214 43H216V41H215ZM219 43L221 44V42H219ZM233 43H234V41H233ZM236 43H237V42H236ZM236 43H235V44H236ZM58 44H59V43H58ZM103 44H104V43H103ZM112 44H113V42H112ZM121 44H122V43H121ZM132 44H133V43H132ZM132 44H131V46H129V49L133 48L132 46H134V44H133V45H132ZM200 44H201V43H200ZM202 44H203L202 46L205 47L206 43H205V45H204V42H202ZM209 44H210V43H209ZM209 44H208V45H209ZM216 44H217V43H216ZM226 44H227V43H226ZM127 45H129V42H128V41H127ZM136 45H137V44H136ZM136 45H135V46H136ZM208 45H206V46H207V47H206L207 49H208V47H209L211 44H210L209 46H208ZM222 45H225V43H223ZM257 45H258V44H257ZM122 46H123V45H122ZM135 46H134V47H135ZM140 46H141V43H140ZM146 46H147V45H146ZM146 46H145V47H146ZM150 46H151V45H150ZM216 46H217V45H216ZM216 46H215V47H216ZM219 46H220V45H219ZM235 46H236V45H235ZM235 46H234V48H235ZM4 47H5V46H4ZM127 47H128V46H127ZM130 47H131V48H130ZM137 47H138V46H137ZM137 47H136V50L138 51ZM142 47H144V46H141V48H142ZM145 47L142 48V50L145 49ZM204 47H203V48H204ZM215 47H214V50H215ZM222 47H223V46H222ZM226 47H229V46H226ZM230 47H231V46H230ZM236 47H237V46H236ZM256 47H257V46H256ZM258 47H259V46H258ZM105 48H106V47H105ZM112 48H113V47H112ZM141 48L139 47V49H141ZM146 48H148V47H146ZM209 48H210V47H209ZM216 48H218V46H217ZM234 48H233V49H234ZM259 48L261 49V46H260ZM262 48H264V47H262ZM116 49H117V48H116ZM155 49H156V48H155ZM218 49H219V48H218ZM230 49H231V48H230ZM230 49H227V50L230 51ZM240 49H241V48H240ZM110 50H111V48H110ZM119 50H120V49H119ZM133 50H134V51H133ZM133 50H128V51H130V53L133 52V54L131 55L132 57L130 56V53L127 54V55H129V56L131 57V59H133V58L135 57L133 60H131V63H130V64H132L133 62H136V63H133L132 65H134V66L131 65L130 68H132V69H134V68H135V69H138V71L140 70L139 72H145V71H143V70L145 69V67H144L142 64H140V63H142V61H141V59L139 58V55L137 54V52H136L135 49H133ZM148 50H149V49H148ZM205 50H206V49H205ZM208 50H210V49H208ZM212 50H213V49H212ZM220 50H221V49H220ZM3 51H4V50H3ZM60 51H61V50H60ZM111 51H112V50H111ZM131 51H132V52H131ZM140 51H141V50H140ZM156 51H157V50H156ZM222 51H223V49H222ZM232 51H233V50H232ZM238 51H241V50H238ZM252 51H253V50H252ZM73 52H74V51H73ZM141 52H142V51H141ZM144 52H145V51H144ZM150 52H151V51H150ZM209 52L211 53L212 51H209ZM216 52H217V50H216ZM226 52H227V51H226ZM255 52H256V51H255ZM257 52H258V51H257ZM64 53H65V52H64ZM138 53H139V51H138ZM213 53H214V52H213ZM217 53L221 56V54H220L221 51L219 52V50H218ZM229 53H230V52H229ZM231 53H232V52H231ZM231 53H230V54H231ZM67 54H68V53H67ZM72 54H73V53H72ZM145 54H146V52H145ZM152 54H153V53H152ZM152 54H151V55H152ZM154 54H155V52H154ZM156 54L158 55L157 52H156ZM200 54H201V53H200ZM207 54H208V53H207ZM218 54H217V55H218ZM235 54L239 55L238 52L235 53ZM235 54H234V55H235ZM260 54H261V53H260ZM260 54H259V55H260ZM8 55H9V54H8ZM70 55H71V53H70ZM70 55H69V57L72 56V55H71V56H70ZM142 55H143V54H142ZM226 55H228V54H226ZM234 55H232V56H234ZM240 55H241V54H240ZM261 55H263V54H261ZM5 56H6V55H5ZM67 56H68V55H67ZM67 56H65V57L67 58ZM129 56H126V59H127V57L130 58ZM223 56H224V58H226V57H225V54H224ZM229 56H230V55H229ZM263 56H264V55H263ZM54 57H56V56H54ZM151 57H152V56H151ZM158 57H159V56H158ZM230 57H231V56H230ZM235 57H236V56H235ZM238 57H240V56H238ZM238 57L235 58V59H237V61H238ZM261 57H262V56H261ZM75 58H77V57H75ZM80 58H83V60H85L84 57H80ZM85 58H86V57H85ZM137 58H138V60H137ZM144 58H145V57H144ZM147 58H148V57H147ZM219 58H220V57H219ZM221 58H222V56H221ZM221 58H220V59H221ZM8 59H9V58H8ZM57 59H58V57H57ZM67 59H68V58H67ZM72 59H74V57H73ZM86 59H87V58H86ZM139 59H140V60H139ZM220 59H217V60H220ZM228 59H229V58H228ZM230 59H231V58H230ZM258 59H259V61H260L261 58L258 57ZM4 60H6V59H4ZM63 60H64V59H63ZM76 60H78V59H76ZM110 60H111V59H110ZM156 60H157V58H156ZM225 60H226V59H225ZM233 60H234V59H233ZM233 60H232V62H233ZM7 61H8V60H7ZM57 61H58V60H57ZM59 61H60V60H59ZM86 61H87V60H86ZM127 61H128V60H127ZM129 61H130V59H129ZM158 61H159V60H158ZM227 61H228V60H227ZM237 61L234 60V62H236V63H237ZM257 61H258V60H257ZM5 62H6V61H5ZM69 62H70V60H69ZM79 62H80V61H79ZM89 62H90V61H89ZM149 62H150V61H149ZM149 62H147V63H149ZM204 62H205V61H204ZM229 62H230V61H229ZM6 63H7V62H6ZM61 63H62V62H61ZM61 63H59L58 66H59ZM66 63H67V62H66ZM71 63H72V60H71ZM127 63H129V62H127ZM137 63H138V64H137ZM153 63H154V61H153ZM13 64H14V63H13ZM62 64H63V63H62ZM75 64H76V63H75ZM75 64H74V65H75ZM193 64H194V63H193ZM220 64H221V62H220ZM223 64H228V65H230V63H223ZM70 65H71V64H70ZM127 65H128V64H127ZM150 65H151V62H150ZM206 65H208V64H206ZM228 65H224L223 67L228 66ZM60 66H61V65H60ZM60 66H59V67H60ZM64 66H65V64L63 65V70H62V71L66 70V68H64ZM71 66H72V65H71ZM71 66H70V67H71ZM96 66H97V65H96ZM141 66H142V67H141ZM153 66H154V65H153ZM186 66H187V65H186ZM198 66H199V65H198ZM220 66H221V65H220ZM61 67H62V66H61ZM61 67H60V68H61ZM66 67H69V66H66ZM70 67H69V68H70ZM116 67H117V66H116ZM149 67H150V66H149ZM156 67H157V66H156ZM156 67H155V68H156ZM212 67H213V66H212ZM223 67H222V68H223ZM57 68H58V67H57ZM71 68H72V67H71ZM71 68H70V69H71ZM141 68H142V69H141ZM151 68H152V67H151ZM153 68H154V67H153ZM153 68H152V69H153ZM204 68H205V67H204ZM222 68H220L219 70H221ZM12 69H13V67H12ZM12 69H11V70H12ZM54 69H55V68H54ZM79 69L81 70V68H79ZM82 69H83V72L85 71V69H86V71L88 70L87 68H84L83 66H82ZM156 69H157V68H156ZM181 69L185 71V69H183L182 67H181ZM199 69H200V68H199ZM205 69H206V68H205ZM209 69H210V68H209ZM212 69H213V68H212ZM227 69H228V68H227ZM234 69H235V68H234ZM6 70H7V69H6ZM16 70H17V69H16ZM18 70H20V69L18 68ZM71 70H74V69L72 68ZM77 70H78V69H77ZM89 70H90V69H89ZM206 70H208V69H206ZM222 70H223V69H222ZM228 70H229V69H228ZM58 71H59V70L57 69V72H58ZM74 71H75V70H74ZM78 71H79V70H78ZM94 71H95V70H94ZM127 71H128V70H127ZM138 71H134V72H136V73H135V74H136L135 76H138V75L140 74ZM146 71H147V69H146ZM75 72H77V71H75ZM80 72H81V71H80ZM87 72H89V71H87ZM95 72H96V71H95ZM95 72H94V73H95ZM130 72H131V71H130ZM152 72H155V71H152ZM152 72H151V74H152ZM185 72H186V71H185ZM208 72H209V70H208ZM219 72H220V71H219ZM224 72H225V71H224ZM226 72H227V71H226ZM63 73H64V72H63ZM67 73H68V72L65 71L66 76H69V74H67ZM132 73H133V71H132ZM132 73H130V76H131ZM214 73H215V72H214ZM8 74H9V73H8ZM16 74H17V73H16ZM54 74H55V73H54ZM61 74H62V72H61ZM71 74H72V75H71ZM73 74H74V73H70V77H71V78H72V77H73V78L76 77V76L74 77ZM82 74H83V73H82ZM84 74H85V73H84ZM88 74H89V73H88ZM111 74H112V71H111ZM133 74H134V73H133ZM137 74H138V75H137ZM56 75H57V73H56ZM56 75H53V76H56ZM79 75H80V73H79ZM89 75H91V74H89ZM128 75H129V74H128ZM146 75H147V73L145 72V73H144V76H145V78L148 79L149 81H150L151 79H153L152 76H151L152 78H148V76H146ZM11 76H12V75H11ZM63 76H64V75H63ZM66 76H65V77H66ZM81 76H82V75H81ZM81 76H79V77H81ZM84 76L86 77V78H85L86 81L89 82L88 84H90V81H88V79H87V75L85 74ZM91 76H92V75H91ZM91 76H89V77H91ZM124 76H125V75H124ZM132 76H133V75H132ZM193 76H194V75H193ZM70 77H69V79H71ZM128 77H129V76H128ZM128 77H127V78H128ZM133 77H134V76H133ZM140 77H142V76H140ZM140 77H139V78H140ZM194 77H195V76H194ZM196 77H197V76H196ZM220 77H221V76H220ZM57 78H58V77L56 76V77H55V80H56ZM73 78H72V79H73ZM130 78H132V77H130ZM136 78H138V77H135L134 79L132 78V80L134 81V86H135V84H136V83H135V81L137 80ZM190 78H191V77H190ZM16 79H17V78H16ZM16 79H15V80H16ZM58 79H63V78L60 77V78H58ZM65 79H66V81H68V77H66ZM65 79H64V80H65ZM72 79H71V82H72ZM81 79H82V78H81ZM91 79H93V78L91 77ZM102 79H104V77H103ZM135 79H136V80H135ZM172 79H173V78H172ZM186 79H187V78H186ZM237 79H238V78H237ZM1 80H2V79H0V81H1ZM3 80H4V79H3ZM12 80H13V79H12ZM74 80H76V79H74ZM74 80H73V83H74ZM115 80H116V79H115ZM139 80H140V79H138V81H139ZM143 80H144V77H143ZM143 80H142V81H143ZM189 80H190V79H189ZM197 80H198V77H197ZM218 80H219V79H218ZM218 80L216 81L217 83H219ZM229 80L232 81L231 78H230ZM58 81H59V80H57L56 85L58 84ZM83 81H85V80H83ZM91 81H92V80H91ZM104 81H105V80H104ZM120 81H121V80H120ZM126 81H127V80H126ZM133 81H132V85H131V86H133ZM199 81H200V82H203V80H199ZM204 81H205V80H204ZM212 81H213V80H212ZM212 81H211V83H209V79H208L209 86H210L211 84H213ZM2 82H3V81H2ZM4 82H5V81H4ZM4 82H3V83H4ZM11 82H12V81H11ZM99 82H100V81H99ZM101 82H102V80H101ZM107 82H108V81H107ZM122 82H123V81H122ZM130 82H131V79H130ZM136 82H137V81H136ZM144 82H145V80H144ZM213 82H214V81H213ZM0 83H1V82H0ZM3 83H2V84H3ZM60 83H61V82H60ZM62 83H65V82L62 80ZM118 83H119V82H118ZM140 83H141V82H140ZM208 83H207V84H208ZM217 83H216V85H217ZM2 84H1V85H2ZM9 84H10V86H11V83H9ZM67 84H68V83H67ZM69 84H70V83H69ZM105 84H106V83H105ZM130 84H131V83H130ZM146 84H148V83H145V85H146ZM149 84H152V83H149ZM149 84H148V85H149ZM205 84H206V83H205ZM230 84H231V82H230ZM251 84H253V83H251ZM7 85H8V84H5V86H7ZM73 85H74V84H72V86H73ZM93 85H94V84H93ZM102 85H103V84H102ZM108 85H109V84H108ZM108 85H107V86H108ZM120 85H121V84H120ZM136 85H137V84H136ZM218 85H219V84H218ZM218 85H217V86H218ZM57 86H58V90L60 91V89H59V86H60V85H57ZM61 86H64V85L61 84ZM68 86H69V85H68ZM74 86H75V85H74ZM83 86H84V85H82V87H83ZM88 86L91 87V85H88ZM112 86H113V84H111V90L114 89V87L112 88ZM134 86L131 87V88H133V90H135V91L128 90L127 93H128L129 91H132V93L129 92L128 95H127V93H126V96H129L130 94H132L133 96H135V95H138V94L141 93V89H140L139 87L137 88V86H135L136 89H138V90L140 89V90H139L140 93L136 94L137 91H136V89L134 88ZM155 86H156V88L159 87V86H157V85H155ZM207 86H208V85H207ZM207 86H206V89H207ZM217 86H216V87H217ZM220 86L222 87V85H220ZM230 86H231V85H230ZM259 86H260V85H259ZM26 87H27V86H26ZM64 87H66V85H65ZM69 87H70V86H69ZM82 87H81V88H82ZM108 87H109V86H108ZM115 87H116V89L118 88V86H115ZM128 87L130 88V86H128ZM144 87H145V86H144ZM146 87H147V86H146ZM146 87H145V88H146ZM148 87H149V86H148ZM148 87H147L146 89H148ZM151 87H153V86H151ZM211 87H212V85H211ZM223 87H224V86H223ZM0 88L3 89L2 86H0ZM5 88H6V87H5ZM5 88H4V89H5ZM24 88H25V87H24ZM81 88H80V89H81ZM94 88H95V87H94ZM141 88H142V87H141ZM145 88H144V89H145ZM159 88H160V87H159ZM159 88H158V89H159ZM166 88H167V87H166ZM209 88H210V87H209ZM218 88H219V87H217V90H218ZM224 88H226V87H224ZM224 88H223V89H224ZM56 89H57V88H56ZM61 89H64V88L61 87ZM71 89H72V88H71ZM83 89H84V88H83ZM83 89H82V90H83ZM107 89H108V92H109L110 87L107 88ZM107 89H106V91H107ZM118 89H120V88H118ZM144 89H143V90H144ZM160 89H161V88H160ZM226 89L230 90L229 88H226ZM226 89H224V90L227 91ZM36 90H37V88H36ZM64 90H65V89H64ZM84 90H85V89H84ZM121 90H123V89H120V91H121ZM149 90H150V89H149ZM155 90H157V89H155ZM168 90H169V89H168ZM217 90H216L215 88H211V89H209V92H208V98H209L210 102L212 103V105H213L215 108H217L218 110H219V109H222V110H223V109H226L227 107H229V104H230V100L228 99L229 97L227 96V97H228V98H227V97L225 96L226 94L224 95V91H223V90H222L223 92H222V91H221V92H218V91H220V90H218V91H217ZM249 90H250V89H249ZM261 90H262V89H261ZM0 91H1V90H0ZM24 91H25V90H24ZM27 91H28V90H27ZM37 91H38V90H37ZM77 91H78V90H77ZM77 91H75V92L77 93ZM86 91H87V90H86ZM113 91H114V90H113ZM115 91H118V90H115ZM123 91H124V90H123ZM159 91H160V90H159ZM164 91H165V90H164ZM164 91L161 90L160 92H163V93H164ZM196 91H197V90H196ZM231 91H232V90H231ZM61 92H62V91H61ZM61 92H60V94H61ZM89 92H90V90H89ZM91 92H92V91H91ZM94 92H95V91H94ZM133 92H135V93H134L135 95L133 94ZM149 92H150V91H149ZM228 92H229V91L226 92L227 95L229 94ZM0 93H1V92H0ZM76 93H75V94H76ZM85 93L88 94L87 92H85ZM97 93H98V91H96L95 94H97ZM106 93H107V92H106ZM114 93H115V92H114ZM114 93H113V94H114ZM116 93H117V92H116ZM118 93L121 94V92H118ZM118 93H117V94H118ZM144 93H145V92H144ZM144 93H143V94H144ZM147 93H148V92H147ZM155 93H156V91H155ZM158 93H159V92H158ZM158 93H157V94H158ZM165 93H166V92H165ZM37 94H38V95H37ZM37 94H36L37 96H40V95H39V94H40L39 92H38ZM45 94H46V93H45ZM49 94H50V93H49ZM66 94H67V93H66ZM66 94H65V96L62 94V96H63L64 98L67 97ZM77 94H78V93H77ZM91 94H92V93H91ZM91 94H89V96L92 97L93 94H92V95H91ZM98 94H99V93H98ZM119 94H118V95H119ZM150 94H151V93H150ZM57 95H58V94H57ZM78 95H80V93H79ZM103 95H104V94H102V96H103ZM118 95H117V96H118ZM121 95H122V94H121ZM123 95H124V94H123ZM123 95H122V96H123ZM151 95H152V94H151ZM158 95H159V94H158ZM161 95H164V94L161 93ZM58 96H59V95H58ZM58 96H57V97H58ZM60 96H61V95H60ZM60 96H59V97H60ZM62 96H61V97H62ZM75 96H76V95H75ZM89 96H88V98H89ZM95 96H96V95H95ZM98 96H99V95H98ZM98 96H97V98H98ZM107 96H108V95H107ZM107 96H106V97H107ZM110 96H111V95H110ZM110 96H109V97H110ZM126 96H124L125 99H127ZM140 96H142V95L140 94ZM182 96H183V95H182ZM230 96H231V95H230ZM247 96H248V95H247ZM250 96H251V95H250ZM35 97H36V96H35ZM59 97H58V98H59ZM78 97H79V96H78ZM83 97H86V96H83ZM158 97H159V96H157V98H158ZM160 97H161V96H160ZM202 97H203V96H202ZM42 98H43V97H42ZM64 98H61V99L63 100ZM75 98H76V97H74L73 99H75ZM80 98H81V97H80ZM92 98H93V97H92ZM92 98H91V99H92ZM100 98H101V97H99V99H100ZM107 98H108V97H107ZM114 98H115V97H114ZM152 98H154V97H152ZM40 99H41V97H40ZM67 99H69V100L67 101ZM67 99H64V100L67 101V103H66V101H64V103H63L65 106L68 105V104L71 105V104H73V102H74V104L76 105V107H77V105H78L79 107H81V105L78 104V103L76 104V102H75L73 99H72V100H73L72 103L69 102V101H72L70 98H67ZM94 99L96 100V98H94ZM94 99H93V100H94ZM117 99H118V98H117ZM122 99H123V98H122ZM135 99H136V98H135ZM141 99H142V98H141ZM144 99H145V98H144ZM147 99H148V98H147ZM149 99H150V98H149ZM41 100H42V99H41ZM58 100H59V99H58ZM85 100H86V99H85ZM106 100H107V99H106ZM111 100H112V99H111ZM128 100H129V98H128ZM132 100H133V98H132ZM138 100H139V99H138ZM206 100H207V99H206ZM256 100H257V99H256ZM60 101H61V100H60ZM91 101H92V100H91ZM91 101L88 102V104H87L88 106H89V103H90V106L92 105L91 103H94V104H96V105L93 104V107L91 106V107H92V110L86 111V112H88L87 114L90 113L89 121L87 120V119H88V115L85 116V118H84V117H77V114H75V115H76V117H77L78 119H76V117H74L76 120H75L74 118H71L70 115H69V119L67 118L68 120L61 121L62 118L64 119V117H67V116H68V115L65 114V113H67L66 111H68V109H70L71 111H73V112L75 113V111H76L75 108H76V107L74 108V106H72V105H71L72 107H71V106H66V107H69L68 109H64V108H62V109H64V110H66L65 113H64L65 115L62 114V112H64V110H63V111H62V110H58V111H61V113L58 112L60 115H61V114L64 115L63 117H62V115H61V117H60L61 119L58 118V121L60 120V123H61V122L64 123V124H63V123L60 124L63 128L60 127V129H56V127H54L55 130H54L53 132L51 131V133H53V136L51 135L50 140H51V139H52V140H53V139H54V140L56 139V138H53V137H54V134H56V131H58V130H60V132H63V130H64V132H65V130H66V131H67L66 133L68 134L67 137L69 136V137H68L69 139H68V138H67V139L70 140V139L73 137L72 134L74 133V132L72 133L71 131H73L74 129H79V128H76L77 126L75 127V124H77L78 127H82V126H83V128H84V126L86 125L85 123H87L88 126L86 125L87 127H86V126H85V127H86V128H91V126H92V129H94L93 127H97L99 124H100V127H101L102 125H105L107 120L105 121L104 124L101 125V123L104 122L103 119L107 118L106 116H105V118H103L104 115H105V114H104L105 112H103V109L100 111V110H99V107H96V106H99V104L102 105L101 103H103V102L100 103V101H101V100H100L99 103L97 102V103H98V104H97V103H95V102H91ZM120 101H122V100H120ZM134 101H135V100H134ZM139 101H140V100H139ZM153 101H154V100H153ZM156 101H157V100H156ZM204 101H205V100H204ZM45 102H46V101H45ZM45 102H44V103H45ZM55 102H56V101H55ZM58 102H59V101H58ZM61 102H62V101H61ZM82 102H83V101H82ZM86 102H87V101H86ZM117 102H118V101H117ZM124 102H125V100H124ZM124 102H123V103H124ZM132 102H133V101H132ZM146 102H148V101L146 100ZM146 102L144 103L145 105L147 104ZM154 102H155V101H154ZM242 102H243V101H242ZM242 102H241V103H242ZM26 103H27V102H26ZM42 103H43V102H42ZM65 103H66V104H65ZM84 103H85V102H84ZM108 103H109V102H108ZM114 103L116 104V102H114ZM120 103H122V102H120ZM120 103H118V104H120ZM134 103H135L136 106H137L136 103H138V105L141 104V103L138 102V101H137V102L135 101ZM156 103H157V102H156ZM205 103H207V102L205 101ZM243 103H244V102H243ZM55 104H56V103H55ZM61 104H62V103H61ZM74 104H73V105H74ZM112 104H113V103H112ZM112 104H111V105H112ZM115 104H114V105H115ZM118 104H117V105H118ZM125 104H126V103H125ZM125 104H124V106H125ZM132 104H133V103H132ZM150 104H151V101H150ZM150 104H149V105H150ZM36 105H37V104H36ZM52 105H53V104H52ZM52 105H51V106H52ZM85 105H86V104H85ZM111 105H110V106H111ZM117 105H116V106H117ZM122 105H123V104H122ZM127 105H128V104H127ZM208 105H209V104H208ZM49 106H50V104H49ZM57 106H58V105H57ZM104 106H105V105L103 104V107H104ZM106 106H107V105H106ZM110 106H109V108H110ZM139 106H140V105H139ZM142 106H143V105H142ZM150 106H151V105H150ZM232 106H233V105H232ZM40 107H41V106H40ZM52 107H54V105H53ZM55 107H56V106H55ZM55 107H54V110L57 108V107H56V108H55ZM62 107H63V106H62ZM91 107H90V109H91ZM111 107H112V106H111ZM125 107H126V106H125ZM127 107H128V106H127ZM129 107H131V106H129ZM137 107H138V106H137ZM144 107H145V106H144ZM72 108H73V109H72ZM83 108H84V107H82V109H83ZM85 108H86V107H85ZM118 108H119V107H118ZM132 108H133V107H132ZM145 108H146V107H145ZM149 108H150V107H149ZM151 108H152V106H151ZM232 108H233V107H232ZM3 109H4V108H3ZM77 109H78V107H77ZM104 109H105V107H104ZM130 109H131V108H130ZM136 109L138 110V109H141V108H136ZM246 109H247V108H246ZM74 110H75V111H74ZM80 110H81V108H79V109L77 110V111H78L77 113H85V109H84V110H81V111H80ZM119 110H121V109H119ZM133 110H134V109H133ZM150 110H151V109H150ZM150 110H149V111H150ZM157 110H158V109H156L155 111H157ZM211 110H212V109H211ZM222 110H221V113H222ZM226 110H228V108H227ZM248 110L251 112L250 109H248ZM1 111H2V110H1ZM46 111H47V109H46ZM83 111H84V112H83ZM110 111L112 112L111 109H110ZM134 111H135V110H134ZM138 111H139V110H138ZM160 111H161V110H160ZM223 111H224V110H223ZM258 111H259V110H258ZM9 112H11V111H8V113H9ZM49 112H50V111H49ZM55 112H57V111H54V113H55ZM73 112H70V113H73ZM107 112H108V111H107ZM113 112H114V110H113ZM115 112H116V111H115ZM123 112H124V111H123ZM125 112H126V110H125ZM158 112H159V110H158ZM200 112H202V111H200ZM224 112H225V111H224ZM250 112H249V113H250ZM259 112H260V111H259ZM8 113H7V114H8ZM33 113H34V112H32V114H33ZM54 113H53V114H54ZM58 113H55V114L57 115V116H56V119H57V117H58V115H59ZM127 113H128V112H127ZM129 113H130V112H129ZM129 113H128V114H129ZM153 113L156 114L155 112H153ZM159 113H160V112H159ZM159 113H158L157 115L161 116ZM164 113H165V112H164ZM164 113H163V114H164ZM219 113H220V110H219ZM228 113H229V112H228ZM235 113H236V112H235ZM235 113H234V114H235ZM260 113H261V112H260ZM48 114H49V113H48ZM110 114H111V113H110ZM112 114H113V113H112ZM112 114H111V115H112ZM120 114H121V113H120ZM131 114H132V113H131ZM149 114H150V113H149ZM166 114H167V113H166ZM183 114H184V113H183ZM251 114L253 115L254 113H251ZM44 115H45V114H44ZM116 115H117V112H116ZM129 115H130V114H129ZM167 115H168V114H167ZM167 115H166V119H167V120H168V119H169V120H174V118H175L174 115H173L174 118H173V116H171V115H168V116H167ZM214 115H215V114H214ZM214 115H213V116H214ZM239 115H240V114H239ZM241 115H242V113H241ZM261 115L263 116V113H262ZM9 116H10V115H9ZM11 116H12V114H11ZM119 116H120V115H119ZM125 116H127V115L125 114ZM205 116H206V115H205ZM207 116H208V115H207ZM207 116H206V118H207ZM221 116H222V114H221ZM234 116H235V115H234ZM236 116H238V115H236ZM236 116H235V117H236ZM5 117H7V116H5ZM15 117H16V116H15ZM127 117H128V116H127ZM178 117H180L181 120L183 119V116H182V117H181V116H178ZM178 117H177L175 120L179 119ZM235 117H234V118H235ZM248 117H250L249 114H248ZM3 118H4V117H3ZM3 118H2V120H3ZM9 118H10V117H9ZM70 118H71V119H70ZM83 118H84V119H83ZM86 118H87V119H86ZM117 118H118V117H117ZM117 118H116V119H117ZM120 118H123V117L121 116ZM206 118H205V119H206ZM230 118H231V117H230ZM230 118H229V119H230ZM232 118H233V117H232ZM242 118H243V117H242ZM250 118L252 119L253 116H251ZM254 118H255V117H254ZM6 119H7V118H6ZM13 119H14V118H13ZM13 119H12V120H13ZM33 119H34V118H33ZM47 119H48V118H47ZM56 119H55V120H56ZM65 119H66V118H65ZM80 119H81V120H80ZM82 119H83V120H82ZM108 119H109V118H108ZM112 119H113V118H112ZM116 119H115V121H116ZM186 119H187V118L185 117V120H186ZM0 120H1V119H0ZM2 120H1V122H2ZM8 120H9V119H8ZM74 120H75V121H74ZM78 120H79V121H78ZM144 120H145V119H144ZM164 120H165V119H164ZM187 120H190V119L188 118ZM187 120H186V121H187ZM233 120H234V119H233ZM239 120H240V119H239ZM4 121H6L5 123L7 124V120H4ZM13 121H14V120H13ZM46 121H49V120H46ZM58 121L55 122V123L58 124ZM67 121L70 122V123H68ZM71 121H72V122H71ZM117 121H118V119H117ZM117 121H116V122H117ZM119 121H120V120H119ZM222 121H223V120H222ZM224 121H225V120H224ZM224 121H223V122H224ZM235 121H236V120H235ZM245 121H246V120H245ZM263 121H264V120H263ZM33 122H34V121H33ZM74 122H75V123H74ZM76 122H78L80 125H79L78 123H76ZM88 122H89V123H88ZM90 122L92 123V125H90ZM112 122H113V121H112ZM116 122H115V123H116ZM144 122H145V121H144ZM179 122H180V121H179ZM188 122H189V121H188ZM205 122H206V120H205ZM14 123H15V122H14ZM23 123H24V121H23ZM48 123H49V122H48ZM93 123L96 124V126H93V125H94ZM145 123H146V122H145ZM189 123H190V124L187 125V127L189 126V127H188V128H189L188 131L190 130L189 138H188V139L186 138V140H184V141L181 143V145L179 146L180 152H179L177 155H173V154L170 155V154H169V156H167V157H165V158H164V156H163V158H161V156H159V155H157L158 157H157V156H151V157H154L155 159H158V158L160 157L159 159H160V161H162V162H161L162 165H157V166L159 167L158 170L160 169V171L157 172V173H158L157 175H159L160 172H161V173H162V172H163V173H167L166 175H168V178H170V181H166V180H168V179H166L165 182H164V186L166 185L165 187L170 188L169 191L172 192V194L174 195V198L176 197V199H177L178 201H180V202L182 201V203L188 204V202L190 203L191 201H193V202H197V203H199V204L202 202V204H204L203 202H205V201H204V199H206L205 197H209V198H212V199L216 200V202L218 203V208H219V210L222 212V216H223L222 218L224 219V221H225V223H226V224H225V225H226L225 230L223 231V234L221 235V237H224V239H226V241H227V238H225V236L229 238V237H230V236H229V235H230L229 233L232 232V231L234 232V234H235V236H236V237H234V239H232V240L230 239L231 241H230V243L228 244V245H230V247L232 248V250H234V252H235V253H234V255H235V264H264V222H262V223L260 222V220H261L260 217H262V219L264 220V218H263L264 216H261L260 213L258 212L259 215H260V217H259L258 214L256 213V211L253 210V208H251L250 206L247 205L248 202L244 200L245 198L243 199L244 201L238 200V199H240V198L242 199L243 197L237 195L239 198L236 197V196H234V197H235V198H238V199H233L234 197H232V199H231V198H228V197L226 196V195H227V192H226V193L223 192V191H225V190H221V189H223V188H221L220 191H218V192L216 191V193H215V190H214V188H215V187H218L219 185H220L219 187H221V185H223V184L225 185V183L222 181V177H223V176L221 175V172L223 171V172H225V173H228L229 171H228V172H226V170L224 171V168L227 169L228 166H229V168L232 169V166H233V165L235 166V164H236V165L238 164V163H237V162H238V159H240V157H239V152L241 151V148H242L244 145H248V146H246V147H249V149H250V146H251V148H252L251 150H253V152H254V151H255L256 153H258V152H264V132L256 130V131L253 132V134L250 133L251 136H249V135L247 136L246 133L242 130V131L244 132V133H243V136H242V135H239L238 133H236V132L239 131V130H238L239 128H237L238 126L235 127V128H237V130H238V131H237L236 129H233L234 127H233L232 125H230V124H229V125L232 126V127H231L232 129H231L230 127H227V126H229V125H227V123H218V122H216V123L213 124V125H207V124H205V123H199V122H193V123H191V121H190ZM217 123H218V124H217ZM228 123H229V120H228ZM248 123H249V122H248ZM8 124H9V125L12 124V125L14 126V124H13L11 121H9ZM8 124H7V125H8ZM24 124H25V123H24ZM72 124H73V127L70 126V125H72ZM81 124H85V125H81ZM110 124H111V123H110ZM116 124H117V123H116ZM118 124H119V122H118ZM180 124H182V125L184 124V126H185L184 121H183L182 123H180ZM186 124H188V123L186 122ZM237 124H238V123H237ZM260 124H261V122H260ZM7 125H6V126H7ZM15 125H16V124H15ZM29 125H30V124H29ZM46 125H47V123H46ZM60 125H59V126H60ZM63 125H64V126H63ZM66 125H67V126H66ZM152 125H153V124H152ZM13 126H12V128H13ZM33 126H35V124H33ZM49 126H50V123H49ZM119 126H120V125H119ZM154 126H156V125H154ZM165 126H166V125H165ZM2 127H3V126H2ZM20 127H21V126H20ZM20 127H18V129H19ZM22 127H24V126L22 125ZM44 127H45V126H44ZM46 127H47V126H46ZM64 127H65V128H64ZM71 127H72L73 129H72ZM98 127H99V126H98ZM105 127H106V126H105ZM107 127H108V126H107ZM109 127H110V132H112V129H113V128L111 129V126H109ZM147 127H148V126H147ZM149 127H150V126H149ZM224 127H227V128H230V129H227V128L224 129ZM262 127H263L262 129L264 130V126H262ZM3 128H4V127H3ZM12 128H10L9 130L12 131ZM27 128H28V127H27ZM35 128H36V126H35ZM42 128H43V127H41L40 130H42ZM54 128H53V129H54ZM68 128H69V129H68ZM102 128H103V127H102ZM1 129H2V128H1ZM15 129H16V132H14ZM18 129H17V126H15L14 129H13L14 131H12V134H13V133L18 134V133H19V132L17 133V130H18ZM21 129H23V128H21ZM21 129H19V130H21ZM25 129H26V127H24V129H23V130L26 132L27 130H25ZM36 129H37V128H36ZM36 129H35V130H36ZM43 129H44V128H43ZM45 129H46V128H45ZM71 129H72V130H71ZM80 129H81V128H80ZM92 129H88V130H92ZM98 129H99V128H98ZM103 129H104V128H103ZM121 129H122V127L120 128V130H121ZM131 129L133 130V128H131ZM149 129H150V128H149ZM171 129H172V128H171ZM219 129H220V130H219ZM19 130H18V131H19ZM23 130H22L21 132H23ZM70 130H71V131H70ZM117 130H119V128H118ZM120 130H119V131H120ZM234 130H236V131H234ZM240 130H241V129H240ZM250 130H251V129H250ZM4 131H5V133H6L7 130H4ZM10 131H9V132H10ZM36 131H37V130H36ZM42 131H44V130H42ZM42 131H41V132H42ZM74 131H75V130H74ZM92 131H93V130H92ZM92 131H91V132H92ZM98 131H99V130H98ZM98 131H96V132L99 133ZM101 131H102V130H100V133H101ZM104 131H106V129H105ZM108 131H109V128H108ZM113 131H114V130H113ZM119 131H118V132H119ZM122 131H123V130H122ZM130 131H131V130H130ZM156 131H157V133L160 132V131H158V130H156ZM30 132H33V130L30 129ZM38 132H39V131H37V134H35V132H34L33 134H34V135H38V136L40 135V137H41V136H42V137H45V135L43 134L44 132L41 133V134H38ZM60 132L58 131V133H60ZM70 132H71L72 134L69 135ZM75 132H76V131H75ZM96 132H95V130H94V136H95V133H96ZM115 132H116V131H115ZM123 132H125V131H123ZM126 132H127V131H126ZM152 132H153V131H152ZM152 132H151V133H152ZM220 132H222V133H221V134H222V137H219ZM239 132H240V131H239ZM249 132H250V131H249ZM1 133H2V131H1ZM7 133H8V132H7ZM39 133H40V132H39ZM51 133L49 132V134H51ZM84 133H85V132H84ZM107 133H108V132H107ZM120 133L123 134L121 131H120L118 134L121 135ZM130 133H133V132H130ZM130 133H129V134H130ZM21 134H22V133H21ZM46 134H47L46 137L48 138L50 135L48 136V133H46ZM61 134H62V133H61ZM63 134H64V133H63ZM74 134L77 135L78 133H77V134L74 133ZM80 134H83V133H80ZM102 134L104 135L103 132H102ZM102 134H100V135L102 136ZM118 134L115 135L116 138H117V135H118ZM155 134H156V133H155ZM168 134H169V133H168ZM184 134H185V133H184ZM3 135H4V134H3ZM14 135H15V134H14ZM19 135H20V134H19ZM28 135H29V134H28ZM83 135H84V134H83ZM96 135H97V134H96ZM106 135H107V134L105 133V135L102 136V137H105ZM119 135H118V136H119ZM127 135H128V132H127L126 135L123 137L125 140H126V138H127V137H126ZM157 135H158V134H157ZM166 135H167V134H166ZM171 135H173V134H171ZM244 135H245V136H244ZM63 136H64V135H63ZM79 136H80V135H79ZM111 136H112V133H111ZM129 136H130V135H129ZM129 136H128V138H129ZM133 136H134V135H133ZM133 136H132V137H133ZM178 136H179V135H178ZM186 136H187V135H186ZM215 136H217V140H218V139H221V140H220V143H221V141H222V143H223V144H222V147H221V148L219 147L218 153L216 152L217 154H219V155H218V156H219L218 161H222V163H220V165H219V162H218V164L207 162L206 159L203 160L202 158L199 157V155L196 154V147L199 145L200 142H202V141H203L204 139H206V138H207L208 140L211 139V138L213 139V138H215ZM223 136H224V137H223ZM246 136H247V137H246ZM5 137H6V136H5ZM16 137H17V136H16ZM16 137H15V138H16ZM21 137H22V136H21ZM42 137H41V139H45V138H42ZM58 137H59V136H58ZM64 137H65V136H64ZM76 137H77V136H76ZM81 137H82V135H81ZM86 137H87V135H86ZM88 137H89V136H88ZM99 137H100V136H99ZM102 137H100V139L94 137V139H96V141H97V140H98V141L100 140V141H99V144L102 143V141H101L102 139H105V141L107 140V142H108V140H110V141L108 142L109 144H108L107 146L104 145L106 142H105V143L103 142L104 144L102 143V145L105 146L104 148L102 147V145H101L100 147H97V146H99V144L96 145V148H95V147H94V148H91V146H94V145H93L92 143H90V142L88 143L86 139H85V141L81 140V141H83V143L80 141L81 144H80V142H79V143H75L76 140H75V142L73 141V139H76L75 137L72 138V139L70 140V142L73 141V143H75V146L73 145L74 147L72 146V144H71L70 142H68V140L66 141L67 143L65 142V144H68V143L71 144L70 146H72V147H71V153H70V155H73V153H72V149H73V151H74L75 153H77V155L75 154L74 157L77 156V158L80 159V161H82V160H81V157H82V156H81V153H82V155H83V152H84V153L86 152L85 154H87L89 157L91 156V153H90V152H92L91 150H93V149H95V154H96V155L94 154L95 156H97V153H96V152H98V154H99V153L103 154V155H104V156H103V159H104V161L106 162V163L104 162V163H105V164H104V165H105V175H106L107 177H109V178H110V177H113V180L116 181V179H119V178H120L119 176L121 175L120 173H121V171L123 170L122 168H125L122 164H125V162H126V160H125V155H127V154H125L124 157H123V156L121 155V153H119V151H118L120 148H119V149L117 148V149H118V150H117L115 147H113V146H114V145H113L114 142H112V141H114V140H113L114 138L112 139V138H106V137H105V138H102ZM108 137H110V136H108ZM132 137H130V138H132ZM157 137H158V136H157ZM157 137H156V138H157ZM161 137H163V135H161ZM7 138H8V137H7ZM17 138H18V137H17ZM27 138H29V141H30L31 139H33V136H32V137H29V136H28ZM30 138H31V139H30ZM36 138L38 139V137H34V139H36ZM60 138H61V137H60ZM60 138H59V140H60ZM77 138H78V137H77ZM123 138H121V139H123ZM5 139H6V138H5ZM41 139L39 138L40 142L43 141V140L41 141ZM79 139H80V138H79ZM117 139H118V138H117ZM121 139H120V136H119L120 143H121ZM160 139H161V138H160ZM163 139H164V138H163ZM165 139H166V138H165ZM169 139H170V138H169ZM207 139H206V140H207ZM212 139H211L210 141H212ZM61 140H62V139H61ZM77 140H78V139H77ZM115 140H116V139H115ZM125 140H124V141H125ZM130 140H131V142H134V141H132V139H130ZM130 140L127 139L126 141H129V144H132V145H130V147H132L136 142L133 144V143H130ZM133 140H135V139H133ZM136 140H137V139H136ZM171 140H172V139H171ZM176 140H177V139H176ZM180 140H181V139H180ZM213 140H215V139H213ZM33 141H34V140H31L30 144H31ZM57 141H58V139H57ZM98 141H97V143H98ZM117 141H118V140H117ZM122 141H123V140H122ZM137 141H138V140H137ZM139 141H142V140H139ZM139 141L137 142L138 144H139ZM36 142L39 144L38 141H36ZM86 142H87V143H86ZM94 142H95V141H94ZM110 142H111V145H113L112 147L110 146ZM115 142H116V141H115ZM34 143H35V142H34ZM57 143H58V142H56V144H57ZM85 143H86V145H85ZM117 143H118V142H117ZM117 143H116V144H117ZM126 143L128 144V142H126ZM32 144H33V143H32ZM49 144H50V143H49ZM77 144H78V145H77ZM87 144H88V145H87ZM106 144H107V143H106ZM141 144H142V143H141ZM179 144H180V141H179ZM57 145H59V146H57V148H58V152H57V154L59 155V153H60L59 150L62 151L63 149L60 147V144H57ZM89 145H90V146H89ZM117 145H118V144H117ZM139 145H140V144H139ZM139 145H138V147H139ZM142 145H143V144H142ZM210 145H211V144H210ZM35 146H37V145H35ZM47 146H48V145H47ZM86 146H88V147L86 148ZM59 147H60V148H59ZM63 147H64V146H63ZM75 147H76V149H75ZM106 147H107V148H106ZM108 147H110V148H108ZM130 147H129V148H130ZM165 147H167V146H165ZM246 147H245V149H246ZM55 148H56V146L54 147V149H55ZM69 148H70V147H69ZM132 148H133V147H132ZM208 148H209V146H208ZM208 148H206V150H208ZM210 148H211V147H210ZM74 149H75V150H74ZM88 149H90L89 152H88ZM114 149H115V150H114ZM130 149H131V148H130ZM133 149H134V148H133ZM56 150H57V149H56ZM82 150H84V151L82 152ZM120 150H121V149H120ZM163 150H164V149H163ZM209 150H210V149H209ZM117 151H118V152H117ZM46 152H47V151H46ZM46 152H45V153H46ZM65 152H66V151H65ZM79 152H80V153H79ZM87 152H88V153H87ZM122 152H123V151H122ZM170 152H171V151H170ZM173 152H174V151H173ZM226 152H229V153L231 152V153H230L229 155H226V154H225ZM43 153H44V152H43ZM89 153H90V155H89ZM205 153H207V152H205ZM216 153H215V155H216V157H217V154H216ZM30 154H31V153H30ZM63 154H65V155L63 156V157L65 158V159H64L65 162H64V166H63L64 168H65V167H68V166H66V165L69 164L70 162H71L70 164H75V165H76L77 163H79V162H78L79 160L76 162L77 159L74 158L73 156H72V157H73V158H72L70 155H67L66 153H63ZM78 154H79L80 156H78ZM101 154H100V155H101ZM123 154H124V153H123ZM49 155H50V154H49ZM55 155H56V153H55ZM58 155H56L57 158H58ZM66 155L68 156V159H67ZM87 155H86V156H87ZM100 155H99V156H100ZM261 155H262V153H261ZM86 156L84 155V157H86ZM88 156H87V157H88ZM95 156H94V157H95ZM200 156H202V154H200ZM34 157H35V156H34ZM61 157H62V156H61ZM63 157H62V158H63ZM91 157H92V156H91ZM156 157H157V158H156ZM216 157H215V158H216ZM49 158H50V157H49ZM59 158H60V157H59ZM59 158H58V159H59ZM62 158H61V159H62ZM128 158H129V157H128ZM128 158H127V159H128ZM204 158H207V157H204ZM262 158H264V157H262ZM66 159H67V161L70 160V162L67 163V162H66ZM72 159H73L74 161H73ZM82 159H83V157H82ZM87 159H88V158H86V160H87ZM96 159H97V158H96ZM219 159H220V160H219ZM45 160H46V159H45ZM45 160H43V161H45ZM41 161H42V160H41ZM61 161H63V159H62ZM89 161H90V160H89ZM124 161H125V162H124ZM158 161H159V160H158ZM239 161H240V160H239ZM20 162H21V161H20ZM20 162H19V164H20ZM27 162H28V161H27ZM50 162H51V161H50ZM54 162H55V161H54ZM72 162H73V163H72ZM138 162H139V161H138ZM13 163H14V160H13ZM45 163H46V162H45ZM55 163H56V162H55ZM59 163H60V162H59ZM65 163H67V164L65 165ZM84 163H85V162H84ZM139 163H141V162H139ZM139 163H138V164H139ZM19 164H18V165H19ZM32 164H33V163H32ZM70 164H69V165H70ZM91 164H92V163H91ZM94 164H95V163H94ZM141 164H142V163H141ZM144 164H145V163H144ZM154 164H155V163H154ZM15 165H16V164H15ZM21 165H22V164H21ZM27 165H28V164H27ZM47 165H48V164H47ZM54 165H55V164H54ZM61 165H62V163H61ZM147 165H148V164H147ZM147 165H146V166H147ZM29 166H30V165H29ZM57 166H58V165H57ZM57 166H55V167H57ZM73 166H74V165H73ZM122 166H123V167H122ZM142 166H143V165H142ZM161 166H162V169H161ZM234 166H233V167H234ZM12 167H13V166H12ZM12 167H11V168H12ZM43 167H44V165H43ZM55 167H53V169H54ZM59 167H61V166H59ZM88 167H89V166H88ZM138 167H139V165H138ZM155 167H156V165H155ZM0 168L3 169L2 166H1ZM8 168H9V167H8ZM19 168H20V167H19ZM19 168H18V169H19ZM23 168H24V167H23ZM68 168H69V167H68ZM144 168H145V167H144ZM144 168H143V169H144ZM229 168H228V170H229ZM1 169H0V170H1ZM20 169H21V168H20ZM27 169H29V168H27ZM44 169H45V168H44ZM135 169H136V168H135ZM50 170H51V169H50ZM55 170H56V169H55ZM132 170H133V169H132ZM1 171H3V170H1ZM1 171H0V172H1ZM5 171H6V170H5ZM5 171H3V172H4V175H5ZM12 171L14 172L15 170L12 169ZM12 171H11V172H12ZM25 171H26V170H25ZM30 171H31V170L29 169V170H28V173H29ZM42 171H43V170H42ZM52 171H53V170H52ZM87 171H88V170H86V172H87ZM134 171H136V170H134ZM137 171H138V170H137ZM141 171H142V170H141ZM149 171H152V170H149ZM153 171H154V170H153ZM153 171H152V173H153ZM21 172H22V171H21ZM32 172H33V171H32ZM53 172H55V171H53ZM61 172H62V171H61ZM61 172H59V173H61ZM15 173H16V172H15ZM45 173H46V172H45ZM57 173H58V172H57ZM225 173H224V174H225ZM254 173H255V172H253V175H254ZM256 173H258V172H256ZM256 173H255V174H256ZM29 174H30V173H29ZM31 174H32V173H31ZM53 174H54V173H53ZM62 174H63V173H62ZM88 174H89V171H88ZM134 174H135V172H134ZM258 174H259V173H258ZM258 174L255 175L256 178L254 177V178L257 179V180H258L257 177L261 176V175L258 176ZM13 175H15V174H13ZM26 175H28V174H26ZM86 175H87V174H86ZM147 175H148V174H147ZM154 175H155V174H154ZM0 176H1V175H0ZM46 176H48V175H46ZM60 176H61V175H60ZM132 176H133V175H132ZM135 176H136V175H135ZM135 176H134V179L136 180ZM221 176H222V177H221ZM263 176H264V175H263ZM263 176H261V177H263ZM48 177H49V176H48ZM107 177H106V179H107ZM121 177H122V176H121ZM151 177H152V176H151ZM153 177H154V176H153ZM12 178H13V177H12ZM59 178L61 179V177H59ZM59 178H58V180H57V178H56L55 183H56V181H58L57 184H58V183H61L62 179L59 180ZM78 178H79V176H78ZM96 178H97V177H96ZM98 178H99V177H98ZM100 178H101V177H100ZM155 178H156V177H155ZM227 178H228V177H227ZM251 178H252V177H251ZM14 179H16V178L14 177ZM24 179H25V178H24ZM149 179H150V178H149ZM156 179H157V178H156ZM164 179H165V178H164ZM259 179H260V178H259ZM261 179H262V178H261ZM261 179H260V180H261ZM28 180H29V179H28ZM33 180H34V179H33ZM35 180H36V179H35ZM45 180H46V179H45ZM96 180H97V179H96ZM135 180H134V181H135ZM141 180H142V179H141ZM252 180H253V179H252ZM257 180H256V182H258ZM0 181H2V183H3V180H0ZM12 181H13V180H12ZM48 181H49V180H48ZM59 181H60V182H59ZM93 181H94V180H92V182H89V183H93V185H92V184H90V185H89V184H88V185L86 184V185L89 186V187H91V188H93V187H94V184H96V188H97V183H98L100 180L98 179V180H97V183H96V182L94 183ZM137 181H139V180L137 179L136 182H137ZM221 181H222L223 183H222ZM224 181H226V180H224ZM10 182H11V181H10ZM31 182H32V180H31ZM33 182H34V181H33ZM51 182L53 183V181H51ZM78 182H80V181L78 180ZM101 182H102V181H101ZM101 182L98 183L99 186H100ZM119 182H120V181H119ZM119 182H116V184H118ZM140 182H143V181H140ZM150 182H151V181H150ZM150 182H149V183H150ZM166 182H167V183H166ZM220 182H221V184H220ZM226 182H227V181H226ZM251 182H252V181H251ZM254 182H255V181H254ZM34 183H35V182H34ZM34 183H33V184H34ZM112 183L114 184V181H113ZM258 183H259V182H258ZM260 183H261V182H260ZM262 183H264V180L262 181ZM4 184H5V181H4ZM12 184H13V183H12ZM28 184H31V183H28ZM57 184L55 185V186H56L55 189H57V186L61 187L60 184H59V185H57ZM113 184H112V185H113ZM116 184H114V185H116ZM119 184H120V183H119ZM162 184H163V182H162ZM247 184H248V183H247ZM2 185H3V184H2ZM35 185H36V184H35ZM61 185H62V183H61ZM77 185H79V184H77ZM114 185H113V187H114ZM145 185H147V184H145ZM153 185H154V184H153ZM159 185H160V184H159ZM167 185H168V186H167ZM14 186H16V185H15V182H14ZM31 186H32V184H31ZM50 186H51V185H50ZM52 186H53V184H52ZM55 186H54V187H55ZM92 186H93V187H92ZM156 186H157V185H156ZM161 186H162V185H161ZM252 186H253V185H252ZM3 187H4V185H3ZM32 187H33V186H32ZM59 187H58V189H59ZM140 187H141V186H140ZM146 187H147V186H146ZM165 187H164V189H165ZM254 187H255V185H254ZM15 188H16V187H15ZM15 188H14V189H15ZM36 188H37V187H36ZM36 188H35V190H36ZM52 188H53V187H52ZM142 188H143V187H142ZM153 188H154V187H153ZM156 188H157V187H156ZM225 188H226V187H225ZM30 189H31V188H30ZM33 189H34V188H33ZM37 189H38V188H37ZM60 189H61V188H60ZM60 189H59V190H60ZM109 189H111V188L109 187ZM137 189H140V188L137 187V188L135 189V191H136ZM146 189H147V188H146ZM148 189H149V188H148ZM150 189H152V188H150ZM150 189H149V190H150ZM157 189H158V188H157ZM226 189H228V188H226ZM251 189H252V187H251ZM8 190H9V189H8ZM11 190H12V188H11ZM28 190H29V189H28ZM39 190H40V189H39ZM39 190H37V191H39ZM94 190H95V188H94ZM140 190H141V189H140ZM140 190H139V191H140ZM149 190H148V191H149ZM155 190H156V189H154V191H152V190H150V191L156 193L157 191H155ZM230 190H231V189H230ZM0 191H1V190H0ZM12 191H13V190H12ZM14 191H17V189H15ZM30 191H31V190H30ZM53 191H54V190H53ZM135 191H134L133 193H135ZM8 192H9V191H8ZM31 192H32V191H31ZM51 192H52V191H51ZM103 192H104V191H103ZM106 192H107V190H106ZM111 192H112V191H111ZM137 192H138V191H137ZM143 192H144V190H143ZM143 192H142V193H143ZM16 193H17V192H14L13 194H14V195H17L18 193H17V194H16ZM34 193H36V192H34ZM38 193H39V192H38ZM54 193H55V192H54ZM107 193H108V192H107ZM139 193H140V192H139ZM8 194H9V193H8ZM8 194H7V195H8ZM32 194H33V192H32ZM44 194H45V193H44ZM147 194H148V193H147ZM147 194H146V192H145V195H144V196H146ZM150 194H152V193H150ZM158 194H159V193H157V196H158ZM14 195H13V196H14ZM41 195H42V194H41ZM107 195H108V194H107ZM133 195H134V194H133ZM141 195H142V194H141ZM5 196H6V195H5ZM13 196H12V197H13ZM18 196H19V195H18ZM18 196H16V197H18ZM37 196H38V195H37ZM60 196H61V195H60ZM112 196H113V195H112ZM112 196H111L110 198H112ZM144 196H143V197H144ZM160 196H161V195H160ZM228 196H229V195H228ZM16 197H14V198H16ZM19 197H20V196H19ZM19 197H18V199H19ZM35 197H36V196H35ZM57 197H58V195H57ZM106 197H107V196H106ZM140 197H142V196H140ZM152 197H153V196H152ZM161 197H162V196H161ZM161 197H160V198H161ZM163 197H164V196H163ZM230 197H231V196H230ZM7 198H8V200H6V201H9V198H11V197H9V195H8V196L6 197V199H7ZM14 198H13V199H14ZM33 198H34V197H33ZM36 198H37V197H36ZM40 198H41V197H40ZM132 198H133V197H132ZM158 198H159V197H158ZM160 198H159V199H160ZM13 199H12L11 201L14 202ZM100 199H103V197H101ZM104 199H105V198H104ZM114 199H115V198L113 197V200H114ZM120 199H121V198H120ZM137 199H138V197H137ZM137 199H136L135 202H137ZM141 199H142V198H141ZM148 199H149V198H148ZM207 199H208V198H207ZM16 200H17V199H16ZM16 200H15V201H16ZM81 200H82V199H81ZM106 200H107V199H106ZM109 200H110V199H109ZM123 200H124V198H123ZM123 200H122V201H123ZM130 200H131V199H130ZM130 200H128V202H129ZM139 200H140V199H139ZM163 200H164V199H163ZM79 201H80V200H79ZM107 201H108V200H107ZM142 201H144V200H140V202H142ZM146 201H147V200H146ZM151 201H152V200H151ZM212 201H213V200H212ZM9 202H10V201H9ZM77 202H78V200H77ZM105 202H106V201H105ZM105 202H104V203H105ZM113 202H114V201H113ZM115 202H116V200H115ZM123 202H124V201H123ZM193 202H192V203H193ZM1 203H2V202H1ZM3 203L5 204V201H3ZM16 203L18 204V203H20V202H19V201H18V202L16 201ZM82 203H83V202H82ZM82 203H81V204H82ZM107 203H108V202H107ZM111 203H112V202H111ZM121 203H122V202H121ZM121 203H119V204H121ZM125 203H126V202H125ZM130 203H131V202H130ZM137 203H138V202H137ZM144 203H145V201H144ZM178 203H179V202H178ZM7 204H8L9 207L11 208V206H10L11 203H8V202H7ZM91 204H92V203H91ZM91 204H89V205H91ZM97 204H98V203H96V205H97ZM142 204H143V202H142L141 204L139 203L138 205H142ZM202 204H201V205H202ZM252 204H253V203H252ZM22 205H23V204H22ZM57 205H58V204H57ZM83 205H84V204H83ZM83 205H82V206H83ZM89 205H88V206H89ZM116 205L119 206L118 204H116ZM116 205H115V206H116ZM148 205H149V204H148ZM192 205H193V204H192ZM192 205H191V206H192ZM1 206H2V204H1ZM1 206H0V207H1ZM5 206H6V208H8L6 204H5ZM5 206H4V207H5ZM23 206H24V205H23ZM47 206H48V204H47L45 207H47ZM50 206H51V205L49 204V207H50ZM52 206H53V205H52ZM52 206H51L50 208H52ZM54 206H55V205H54ZM54 206H53V207H54ZM58 206H59V205H58ZM73 206H74V205H73ZM91 206H92V205H91ZM91 206H90V207H91ZM97 206H98V205H97ZM129 206H130V204H129ZM132 206H133V205H132ZM194 206H195V205H194ZM197 206H198V205H197ZM21 207H22V206H21ZM68 207H69V206H68ZM90 207H89V208H90ZM111 207H112V206H111ZM134 207H135V206H134ZM141 207H142V206H141ZM214 207H215V206H214ZM73 208H74V207H73ZM77 208H78V207H77ZM82 208H84V206H83ZM91 208H92V207H91ZM125 208H126V206H124V207H120L119 210L117 209V211H120V210H122V209H124V211H126L127 208H126V209H125ZM147 208H148V207H147ZM192 208H193V207H192ZM192 208H191V209H192ZM198 208H199V207H198ZM257 208H258V207H257ZM13 209H14V210H13ZM40 209H41V207H40ZM52 209H53V208H52ZM67 209H68V208H67ZM80 209H81V208H80ZM86 209H87V208H86ZM131 209H132V208L129 207V210H131ZM155 209H156V208H155ZM157 209H158V208H157ZM166 209H168V208H166ZM208 209H209V208H208ZM1 210H2V208H1ZM15 210H16V207H13V208L10 209L11 212L14 211L13 213H11L9 210H8V211L5 210V211L8 212V215L11 214L10 216L13 217L12 214L15 213L16 216H18L17 213H18V212H21V211H18V210L15 211ZM42 210H44V213H47V212L50 211V210L46 211L45 209H41V211H42ZM75 210L78 211L77 209H75ZM75 210H74V212H75ZM84 210H85V209H84ZM84 210H83V211H84ZM95 210H98V209H96V207H95ZM127 210H128V209H127ZM132 210H133V209H132ZM135 210H138V209H135ZM135 210H134V211H135ZM195 210H196V209H195ZM261 210H262V209H261ZM3 211H4V210H3ZM3 211H2V212L0 211V212L3 213ZM17 211H18V212H17ZM41 211H40V212H41ZM81 211H82V210H81ZM81 211H79V214H80ZM89 211H90V210H88V211H86V212H89ZM124 211H123V212H124ZM217 211H218V210H217ZM9 212H10V213H9ZM16 212H17V213H16ZM22 212H23V211H22ZM35 212H36V211H35ZM37 212H38V211H37ZM105 212H106V211H105ZM132 212H133V211H132ZM135 212H136V211H135ZM155 212H156V211H155ZM160 212H161V211H160ZM192 212H193V211H192ZM194 212H195V211H194ZM42 213H43V211H42ZM42 213H41V214H42ZM44 213H43V217L45 216ZM56 213H57V212H55V214H56ZM70 213H71V212H70ZM84 213H85V212H84ZM112 213H113V212H112ZM120 213H121V212H120ZM128 213H129V211H128ZM128 213H127V214H128ZM130 213H131V212H130ZM137 213H139V211H137V212L135 213V215H136ZM150 213H151V212H150ZM158 213H159V212H158ZM186 213H187V212H186ZM190 213H191V212H190ZM195 213H196V212H195ZM209 213H210V212H209ZM215 213H216V212H215ZM18 214H19V213H18ZM41 214H39V215H41ZM77 214H78V213H77ZM79 214H78V215H79ZM103 214H104V212H103ZM122 214H123V213H122ZM133 214H134V213H133ZM174 214L176 215V213H174ZM200 214H202V212H201ZM212 214H213V213H212ZM261 214H263V213H261ZM22 215H23V214H22ZM32 215H33V213H32ZM32 215H31V216H32ZM34 215H35V214H34ZM46 215H47V214H46ZM71 215H73V214H71ZM135 215H134V216H135ZM151 215H153V214H151ZM162 215H163V214H162ZM169 215H170V214H169ZM185 215H186V214H185ZM190 215H192V214H190ZM207 215H208V214H207ZM217 215H218V214H217ZM10 216H9V218H10ZM20 216H21V215H20ZM47 216H48V215H47ZM65 216H66V215H65ZM82 216H83V214H82ZM84 216H85V215H84ZM84 216H83V219H82V220H84ZM104 216L106 217V214H105ZM113 216H114V215H113ZM134 216H133V218H134ZM136 216H137V215H136ZM153 216H154V215H153ZM171 216H172V215H171ZM180 216H181V218H182V215H181V214H180ZM186 216H188V215H186ZM208 216H209V215H208ZM219 216H220V215H219ZM4 217H5V216H4ZM25 217H26V216H25ZM36 217H37V216H36ZM43 217H42V219L45 218L44 221L46 222V220H47L46 217H44V218H43ZM61 217H62V216H61ZM105 217H102V219L104 218V221H105L106 219L109 218V216H108V218H107V217L105 218ZM116 217H117V216H116ZM123 217H124V216H123ZM129 217H130V216H129ZM129 217H126V218L129 219ZM139 217L141 218L140 215H139ZM139 217H138V218H139ZM163 217H165V214L163 215ZM173 217H174V216H173ZM203 217H204V216H203ZM220 217H221V216H220ZM5 218L7 219V217H5ZM9 218H8V219H9ZM22 218H23V217H22ZM155 218H156V216H155ZM155 218H154V220H157V219H155ZM159 218H160V217H159ZM181 218H180L179 221H180V222L184 221V220L181 221ZM185 218H186V217H185ZM192 218H193V217H192ZM213 218H214V217H213ZM3 219H4V218H3ZM6 219H5V220H6ZM18 219H19V218H18ZM18 219H13V221H10L11 219H9V221L6 220L5 222H7L8 224L11 223L10 225H12V222H14L15 220L18 221ZM35 219H36V218L33 219L34 224L37 223V221H36V222L34 221ZM67 219H68V221H70V220H69V217H68ZM75 219H76V218H75ZM77 219H78V218H77ZM77 219H76V220H77ZM118 219H119V218H118ZM130 219H131V218H130ZM144 219H145V218H144ZM169 219H170V218H169ZM175 219H176V218H175ZM200 219H201V218H200ZM29 220H30V219H29ZM36 220H38V219H36ZM78 220H79V219H78ZM80 220H81V219H80ZM82 220H81V221H82ZM85 220H86V219H85ZM109 220H111V219L109 218ZM124 220H125V219H124ZM139 220H140V219H139ZM141 220H143V219H141ZM162 220H164V219H162ZM1 221L3 222V220H1ZM24 221H25V220H24ZM48 221H49V220H48ZM54 221H56V220H54ZM68 221H67V222H68ZM74 221H75V220H74ZM129 221H130V220H129ZM146 221H147V220H146ZM150 221H151V218H150ZM150 221H148V222H150ZM159 221H160V220H159ZM179 221L177 222V220H176V222L178 223V224H176V225L181 224V223H179ZM194 221H195V220H194ZM29 222H30V221H29ZM38 222H39V221H38ZM40 222H43V220H40ZM72 222H73V218H72ZM75 222H77V221H75ZM114 222H115V220H114ZM125 222H126V221H125ZM127 222H128V221H127ZM132 222H134L133 219H132ZM140 222H141V221H140ZM140 222H139L138 224H141ZM148 222H147V223H148ZM151 222H152V221H151ZM155 222H158V221H154V223H155ZM169 222H170V221H169ZM173 222H174V221H172V223H173ZM184 222H185V221H184ZM187 222H188V221H187ZM187 222H186V224H187ZM208 222H209V221H208ZM210 222H211V221H210ZM215 222H216V221H215ZM0 223H1V222H0ZM18 223H19V222H18ZM21 223H23V222L21 221ZM65 223H66V221H65ZM77 223H79V224H83V222L80 223L79 221H78ZM100 223H101V224L103 223V224H102L103 227L108 226L107 222H105L106 224H104L103 220H100ZM100 223H99V224H100ZM112 223H113V222H111V224H112ZM115 223H117V222H115ZM135 223H136V222H135ZM154 223H153V224H154ZM161 223H162V222H161ZM196 223H197V222H195V223L193 222V224H196ZM198 223H199V222H198ZM203 223H204V222H203ZM203 223H202V224H203ZM1 224H6V223H1ZM25 224H26V223H25ZM38 224H39V223H38ZM38 224L35 225V226H38ZM66 224H67V223H66ZM66 224H64V225H66ZM68 224H69V223H68ZM79 224H77V225L79 226ZM101 224L98 225L99 228H100V231H102L101 229L103 228V227H101ZM133 224H134V223H133ZM145 224H146V222H145ZM149 224H150V223H149ZM186 224H184V225L186 226ZM206 224H207V223H206ZM219 224H220V223H219ZM223 224H224V223H223ZM10 225H9V226H10ZM13 225H14V223H13ZM22 225H24V223H23ZM30 225H32V224H30ZM40 225L42 226V225H44V224L40 223V224H39V227H41ZM46 225H47V223H46ZM46 225H45V226H46ZM49 225H50V223H49ZM104 225H105V226H104ZM112 225H113V224H112ZM117 225H118V224H117ZM135 225H136V224H135ZM143 225H144V224H143ZM146 225H147V224H146ZM150 225H151V224H150ZM150 225H149V226H150ZM188 225H189V224H188ZM188 225H187V227H188ZM191 225H192V224H191ZM6 226H8V225H6ZM32 226H33V225H32ZM45 226H44V227H45ZM53 226H54V225H53ZM67 226H68V225H67ZM80 226H81L82 228L79 229L80 231L78 230L79 232H82L81 230H85V229H86V227H84V226H82V225H80ZM93 226H94V225H92L91 228H93ZM98 226L95 227V229L97 228L96 230L99 231ZM120 226H121V225H120ZM120 226H119V227H120ZM140 226H142V225H140ZM154 226H156V225H154ZM173 226H174V224H173ZM179 226H180V225H179ZM182 226H183V225H181V227H182ZM185 226H184V227H185ZM189 226H190V225H189ZM10 227H11V226H10ZM10 227H8V228L11 229ZM12 227H13V226H12ZM39 227H36L37 230L42 229V228H39ZM47 227H48V228H47ZM47 227H46L47 229H50L49 226H47ZM68 227H69V226H68ZM71 227H73V224H71ZM108 227H109V226H108ZM119 227H117V228H119ZM121 227H122V226H121ZM143 227H144V226H143ZM146 227H147V226H146ZM158 227H159V226H158ZM165 227H166V226H165ZM171 227H172V225H171ZM176 227H178V226H174L173 230H174ZM187 227H185V228L188 229ZM192 227H193V226H192ZM196 227H197V225H196ZM207 227H208V226H207ZM26 228H27V227H26ZM33 228H34V226H33ZM38 228H39V229H38ZM66 228H67V227H66ZM74 228H76V230H77V228H79V227L76 226V227H73V229H74ZM84 228H85V229H84ZM91 228H90V229H91ZM147 228H148V227H147ZM151 228H152V227H151ZM168 228H169V227H168ZM13 229H14V228H13ZM15 229H16V228H15ZM30 229H32V228H30ZM110 229H111V231H112V228H110ZM152 229H153V228H152ZM161 229H162V228H161ZM171 229H172V228H171ZM192 229H193V228H192ZM208 229H209V228H208ZM223 229H224V228H222V230H223ZM37 230H36V232H37ZM70 230H72V229H70ZM124 230H126V229H124ZM180 230H181V228H180ZM193 230H194V229H193ZM196 230H197V229H196ZM33 231H34V229H33ZM47 231H48V230H47ZM85 231H86V230H85ZM90 231H92V229H91ZM90 231H89V233H90ZM93 231H94V228H93ZM93 231H92V233H93ZM107 231H109V230H107ZM107 231H106V232H107ZM111 231H110V232H111ZM117 231H118L119 233L121 232V234H122V233L124 234V232H122L123 229H122L121 231H119V230H117ZM168 231H169V230H168ZM181 231H182V230H181ZM210 231H211V230H210ZM210 231H209V232H210ZM13 232H14V231H13ZM26 232H27V231H26ZM31 232H32V231H31ZM41 232H42V230L37 232L39 236L42 234ZM43 232H44L43 234L45 235L46 231H45L44 228H43ZM76 232H77V231H76ZM115 232H116V231H115ZM128 232H129V231H128ZM143 232H145V231L143 230ZM147 232H148V231H147ZM149 232H150V231H149ZM164 232H165V231H164ZM171 232H172V231H171ZM171 232H170V233H171ZM179 232H180V231H179ZM28 233H29V232H28ZM37 233H36V234H37ZM39 233H41V234H39ZM94 233H95V231H94ZM97 233H98V232H97ZM101 233H103V232H101ZM112 233H113V231L111 232V234H112ZM158 233L161 234L159 231H158ZM158 233H157V234H158ZM176 233H177V232H176ZM218 233H219V232H218ZM29 234H30V233H29ZM43 234H42L43 237H42V236H40V237L43 238V240H44V238H45V237H48V235H47V236L45 235V237H44ZM49 234H50L49 237H51V235H53V234L50 233V232H49ZM74 234H75V236L77 235V234L74 232L73 235H72L73 237H75ZM78 234H80V233H78ZM81 234H84V232L81 233ZM95 234H96V233H95ZM109 234H110V233H109ZM128 234H129V233H128ZM132 234H133V232H132ZM151 234H152V233H151ZM168 234H169V233H168ZM178 234H179V233H178ZM178 234H177V235H178ZM210 234H211V233H210ZM215 234H216V233H215ZM19 235H20V234H19ZM32 235H33V233H32ZM38 235H37V237L39 238ZM97 235H99V233H98ZM97 235H93V236L95 237V236H97ZM153 235H154V234H153ZM177 235H176V237H177ZM181 235H182V234H180L179 236H181ZM0 236H2V235H0ZM9 236H10V235H9ZM14 236H16V235L14 234ZM54 236L57 237V233H56V232L54 233ZM54 236H52V237L54 238ZM81 236H82V235H81ZM81 236H80V237H81ZM83 236H84V235H83ZM115 236H116V234H115ZM125 236H126V235H125ZM127 236H128V235H127ZM134 236H135V235H134ZM134 236H133V237H134ZM182 236H183V235H182ZM185 236H186V235H185ZM212 236H213V234H212ZM216 236H217V235H216ZM6 237H7V235H6L5 237H3V239L6 238ZM10 237H11V236H10ZM16 237H18V235H17ZM80 237H79V235H78V238H79L80 240H81V238H83V239L81 240L82 242H84L83 240H85V243H88L89 245L86 244L87 246L85 245V246H86L85 248H84V246H83V249H82V247H80V248L82 249V250H81L82 253H81V255L78 254L80 251L77 253L78 257L80 256V258H77V259L75 258V259H76L77 261H79L78 259H81V260L83 259V260H82V262H81V260H80L81 263L78 262V264H79V263H80V264H103L104 262H103L102 259H100L101 257H102L103 259H105V260H107L106 258H110L109 256H111V258L113 257V254L111 255V253H113V252H111V251H113L114 249L112 250L111 247H110V248H109V247H106V244H107V243L102 242V244L104 243L103 246L106 247V249H105V247L102 248V249L104 250V251H102V250L100 249L101 247H97V246H99V245L95 246V244H94V243L100 241L99 239H98V240L96 239L97 241L94 242V243L91 242V245H90V243L87 242V240H89L88 238L85 239L84 237H81V238H80ZM94 237H93V238H94ZM129 237H130V236H129ZM129 237H128V238H129ZM141 237H142V236H141ZM160 237H162V236L160 235ZM165 237H168V235L165 236ZM214 237H215V236H214ZM217 237H218V236H217ZM217 237H216V238H217ZM231 237H232V236H231ZM231 237H230V238H231ZM8 238H9V237H8ZM11 238H12V237H11ZM35 238H36V236H35ZM53 238H52V239H53ZM57 238H58V237H57ZM75 238H77V237H75ZM97 238H98V236H97ZM100 238H101V237H100ZM115 238H116V237H115ZM135 238H136V237H135ZM162 238H163V237H162ZM183 238H184V237H183ZM54 239H56V238H54ZM54 239H53V241H55V243H56V241H58V240H54ZM90 239H91V238H90ZM102 239H103V238H102ZM123 239H124V238H123ZM185 239H186V238H185ZM221 239H222V238H221ZM6 240H7V239H6ZM8 240H9V239H8ZM39 240H40V242H41L42 239H39ZM43 240H42V241H43ZM80 240H79V241H80ZM94 240H95V239H94ZM112 240H113V239H112ZM141 240H142V239H141ZM141 240H140V243H141ZM159 240H160V239H159ZM163 240H164V238H163ZM166 240H168V241H170V242L173 241V240H170L169 238H167ZM174 240H176V239H174ZM219 240H220V239H219ZM48 241H49V239L45 240V242H46L45 244H48V243H47ZM50 241H52V240H50ZM50 241H49V243L52 244L53 246L50 245V244H48V245H49V248H48L49 251H48L47 253L50 252L51 248L54 247V244H55L54 242H50ZM72 241H73V239H72ZM76 241H77V239H76ZM76 241L74 240L73 242H76ZM110 241H111V240H110ZM119 241H121V240L119 239ZM119 241H118V242H119ZM126 241H127V240H126ZM131 241H132V240H131ZM190 241H192V240H190ZM220 241H221V240H220ZM5 242H6V241H5ZM14 242H15V241H14ZM18 242H19V241H16V244H15V243H14V244H11V245L8 244V245H9V248L14 249V250H12L14 253H13V252H12V253H11V252H7L8 257L10 258V260H14V259H16V258H15L16 255H17V258H18V259L21 257V256L18 257V256L20 255V251H19L20 249H19V248H18L19 250L16 249V247L19 246ZM35 242H36V241H35ZM37 242H38V239H37ZM43 242H44V241H43ZM43 242L40 243V244H42V245L38 244L37 246H43V250L45 251V249H46L48 246L46 245L47 247L44 249V247H45L44 245H45V244H43ZM73 242H72V245H74ZM111 242H112V241H111ZM113 242H114V241H113ZM113 242H112V243H113ZM133 242H134V241H133ZM203 242H204V241H203ZM227 242H228V241H227ZM11 243H12V240H11ZM53 243H54V244H53ZM79 243L81 244V242H79ZM85 243H84V244H85ZM127 243H128V245H129V242H127ZM185 243H186V242H185ZM191 243H192V242H191ZM193 243L196 244V242H193ZM204 243H205V242H204ZM36 244H37V243H36ZM75 244H76V243H75ZM82 244H83V243H82ZM93 244H94V246H93ZM98 244H99V243H98ZM124 244H125V243H124ZM136 244H137V246H138L139 243H138V242H134L133 245H136ZM171 244H172V243H171ZM179 244H180V243L178 242V245H179ZM183 244H184V243H183ZM186 244H187V243H186ZM207 244H208V242H207ZM207 244H206V245H207ZM212 244H213V243H212ZM217 244H218V243H217ZM107 245H108V244H107ZM180 245H181V244H180ZM180 245H179V246H180ZM184 245H185V244H184ZM198 245H199V244H198ZM198 245L196 244L197 247H198ZM213 245H214V244H213ZM218 245H219V244H218ZM218 245L215 244L214 246L217 247ZM228 245H227V246H228ZM10 246H11V247H10ZM24 246H25V245H24ZM24 246H23V247H24ZM34 246H35V245H34ZM37 246H36V247H37ZM55 246H56V245H55ZM76 246H77V245H76ZM79 246H80V245H79ZM89 246H91V247H89ZM101 246H102V245H101ZM111 246H112V245H111ZM168 246H169V245H168ZM171 246H172V245H171ZM188 246H189V249H188V247L186 246L187 249H186V247H185L184 250L187 252V254H188L190 251H193L192 253H191V252H190V253L193 254L192 257H194V255H195L194 251L197 250V249H200V247L197 248L196 246H194V244H193V245H188ZM199 246H200V245H199ZM225 246H226V245H225ZM36 247H35V248H36ZM71 247H72V246H71ZM71 247L68 248V249H70L69 252L71 251ZM114 247H115V246H114ZM123 247H124V246H123ZM126 247H127V246H126ZM128 247H129V246H128ZM132 247H133V246H132ZM182 247H183V246H182ZM182 247H181V249H182ZM194 247H195V248H194ZM212 247H213V246H212ZM21 248H22V247H21ZM37 248L40 249V247H37ZM41 248H42V247H41ZM54 248H55V247H54ZM54 248H53V250H54ZM73 248H74V249H75V248L77 249V247H75V246H74ZM108 248H109V250H108ZM112 248H113V247H112ZM134 248H135V247H134ZM136 248H137V247H136ZM139 248H140V247H139ZM139 248H138V249H139ZM231 248H230V249H231ZM15 249H16V252H15ZM25 249H26V247L24 248V251L27 250V249H26V250H25ZM39 249L37 250V254H40V253H41V252L39 251ZM48 249H46V250H48ZM76 249H75V250H76ZM110 249H111V250H110ZM132 249H133V248H132ZM163 249H164V248H163ZM169 249H170V248H169ZM223 249H224V247H223ZM230 249H229V250H230ZM8 250H9V249H8ZM105 250H107L108 252L105 251ZM122 250H123V249H122ZM126 250H127V249H126ZM129 250H130V249H129ZM164 250H165V249H164ZM167 250H168V249H167ZM179 250H180V249H179ZM189 250H190V251H189ZM227 250H228V248H227ZM18 251H19V255L17 254ZM41 251H42V250H41ZM55 251H56V250H55ZM58 251H59V250H58ZM77 251H78V250H77ZM109 251H110L111 253H110ZM168 251H170V250H168ZM168 251H167V252H168ZM181 251H182V250H181ZM198 251H199V250H197V252H198ZM204 251H205V249H204ZM224 251H226V249H225ZM34 252H35V251H34ZM59 252H61V251H59ZM59 252H58V253H59ZM66 252H68V251L66 250ZM124 252H127V251H124ZM131 252H132V251H131ZM172 252H173V250H172ZM179 252H180V251H179ZM183 252H184V251H183ZM186 252H184V253L186 254ZM195 252H196V251H195ZM35 253H36V252H35ZM43 253H44V252H43ZM52 253H53V252H52ZM70 253H71V252H70ZM168 253H169V252H168ZM198 253H199V252H198ZM198 253H197V254H198ZM204 253H205V252H204ZM204 253H203V254H204ZM226 253H227V251H226ZM24 254H25V253H24ZM28 254H29V253H28ZM41 254H42V253H41ZM49 254H50V253H49ZM55 254H56V252H55ZM71 254H72V253H71ZM121 254H122V253H121ZM166 254H167V253H166ZM208 254H209V252H208ZM221 254H222V253H221ZM29 255H31V254H29ZM45 255H46V252H45ZM66 255H67V254H66ZM75 255H76V254H75ZM124 255H125V254H124ZM126 255H127V254H126ZM126 255H125V256H126ZM188 255H189V254H188ZM198 255H199V254H198ZM198 255H197V256L195 255V256H196V257H199ZM25 256H26V255H25ZM34 256H35V255H34ZM38 256H39V255H38ZM40 256H41V255H40ZM68 256H69V255H68ZM72 256H73V255H72ZM72 256H69V260H70V261H72V260L70 259ZM122 256H123V254H122ZM155 256H156V255H154L153 258H156V260L159 259V258H157V257H155ZM162 256H163V255H162ZM26 257H27V258H25V259L27 260L29 256H26ZM41 257H42V256H41ZM45 257H46V256H45ZM47 257H48V255H47ZM75 257H76V256H75ZM81 257H82V258H81ZM163 257H164V256H163ZM165 257H168V256L165 255ZM165 257H164V258H165ZM204 257H205V255H204ZM204 257H199V258L202 260V258H204ZM222 257H224V256H222ZM222 257H221V258H222ZM22 258H24V257L22 256L20 259H21V260L24 262V264H25V261H24L25 259L23 260ZM30 258L32 259L31 256H30ZM30 258H29V259H30ZM49 258H51V257L49 256ZM63 258H66V257H63ZM72 258H73V257H72ZM119 258H120V257H119ZM124 258H125V257H124ZM153 258H151V259H153ZM164 258L162 259V261L165 260ZM185 258H186V257H183V263H184V261L187 260V259L185 260ZM187 258H188V256H187ZM221 258H220V260L223 259V258H222V259H221ZM18 259H17V261H18ZM29 259H28V260H29ZM31 259H30V260H31ZM47 259H48V258H47ZM66 259H67V258H66ZM113 259H114V258H112L111 260H113ZM115 259H118V258H115ZM122 259H123V258H121V261H122ZM194 259H195V258H194ZM205 259H207V260H205ZM205 259H204L205 261H208L209 258L205 257ZM213 259H214V258H213ZM225 259H226V258H225ZM10 260H9V262H10ZM30 260H29V263H31ZM40 260H41V259H40ZM49 260H50V259H49ZM76 260H75V261H76ZM105 260H104V261H105ZM108 260H109V259H108ZM108 260H107V262H108ZM137 260H138V259H137ZM198 260H199V259H198ZM220 260H219V261H220ZM17 261H16V262H17ZM22 261H21V262H22ZM123 261L125 262L124 259H123ZM150 261H151V260H150ZM160 261H161V260L159 259V262H160ZM162 261H161V262H162ZM179 261H181V260H179ZM222 261H225V260L223 259ZM233 261H234V260H233ZM12 262H13V261H12ZM54 262H55V261H54ZM64 262H65V260H64ZM101 262H102V263H101ZM161 262H160V264H161ZM163 262H164V261H163ZM210 262H211V261H210ZM212 262H213V261H212ZM212 262H211V263H212ZM231 262H232V261H231ZM34 263H35V261H34ZM68 263H69V262H68ZM105 263H106V261H105ZM105 263H104V264H105ZM108 263H109V262H108ZM110 263H111V262H110ZM119 263H121V262H120V259H119ZM148 263H149V262H148ZM152 263H153V262H152ZM156 263H157V261H156ZM179 263H180V262H179ZM179 263H178V264H179ZM183 263H182V264H183ZM185 263H186V262H185ZM197 263H198V262H197ZM199 263H200V262H199ZM220 263H221V262H220ZM220 263H219V264H220ZM224 263H225V262H223L222 264H224ZM232 263H233V262H232ZM18 264H19V263H18ZM21 264H22V263H21ZM130 264H131V263H130ZM140 264H141V263H140ZM150 264H151V263H150ZM153 264H154V263H153ZM157 264H158V263H157ZM208 264H210V263L208 262ZM215 264H217V263L215 262ZM233 264H234V263H233Z\"/></svg>",
  "mask_w": 264,
  "mask_h": 264
}]
</instances>
